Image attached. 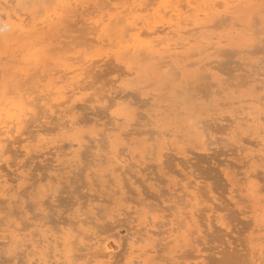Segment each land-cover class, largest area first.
<instances>
[{"label": "rangeland", "instance_id": "374dc122", "mask_svg": "<svg viewBox=\"0 0 264 264\" xmlns=\"http://www.w3.org/2000/svg\"><path fill=\"white\" fill-rule=\"evenodd\" d=\"M11 1H13V0H11ZM14 1H17V0H14ZM14 1H13V3L10 2V5L11 6L13 5V7H10V5H9V7H8L9 9L10 8L13 9L16 6V4L14 5V3H16V2H14ZM43 1L46 4H49V1H50V4L51 5L54 3L53 0H47L48 2L46 0H41V2H43ZM58 1L61 2L62 0H58ZM72 1L73 0H68L67 2H70V3H68L66 5V7L70 8V5L73 4L72 6L75 8L78 4H80V5H78L76 7V9H74L71 6L72 7V10L74 9L77 12L74 11V10H73L74 12H72L68 8L65 9L64 8L65 6L62 5V4H65V3H62V2H61L62 4H59L58 3V5H62V7L56 5L57 4V0L55 1L56 3H54L52 6L50 5L52 7V9H50V10L47 9L46 12H45L44 8L46 9V7H48V5L47 6L46 5L40 6V4H39V6H40L39 8H42L39 11L41 13L43 12L42 14H44L42 16L39 15L40 13L36 12L35 7L36 8L38 7V6H36V4H34V7L32 6V4H29L30 6L27 5V6H29V9H30L31 6H32L31 9H33V8L35 9V11L33 9V12L35 14L33 12L30 13L31 12L30 10H28L30 12H26L27 10H25V8L23 9V11L25 10L24 12L26 14L24 12H21L22 11L21 10L22 7H24L22 5H21L22 6L21 8L18 7L19 5L16 6L18 8V10H16L17 9L16 7H15V10L16 11L14 10V13H18V15H20V16L25 14L21 18H24L26 20V22H28V21L30 22V21L33 20L31 18L32 17V14H33V16H35L37 14L40 19L36 15L37 16L36 20L38 19V21H37L38 24L36 26L37 27H40L42 25L41 23H43L42 28L45 26V24L46 25L48 24V22H44L45 20L43 21V17H44V19H46V16H48V15L52 18V20H51V18L49 17L50 20H48L49 22L51 21V24L49 23V25H48L50 28H51L52 25H54V27H55L59 23L63 24V22L65 20H67L69 26H66L65 25L66 22H65L64 25L67 28L64 31H68L69 30L70 33H68V34H70L72 36L69 35L70 37L69 38L68 37L66 38V37H64V36H66L65 35L66 32H64V33L61 32L60 33V31H59V33L61 34V36L59 34V37H61V38H58V36H57L58 33L57 32H56L57 34H56V37L55 38H56L57 42L58 41L61 42V40H64L65 39L64 41L65 42L67 41V43H69L68 47H70V48H68V47L66 48V49H69L70 50L69 53L66 52V53L61 54V52H59L58 48H56L57 47V44L56 45L54 44L56 42L53 43V45H54L53 47L56 46L55 47V50H53L54 52L53 51H50L49 52L48 51V48L50 50V48L52 47V45H50L51 47H48V45H47L48 48L46 47L47 49L45 50V53H44L43 51L45 49L44 46H45L46 42H44L43 39H42L43 40L42 42H44L45 44L42 47H44V48L38 47V46H41L42 45V44L39 45L40 43L38 42L37 49L36 48H32L31 49L32 46L33 47H36V46H34V44L36 43L35 42L36 39L35 40H32L35 43H33L29 39L31 41V42L30 41L29 42L30 43H33V45H31L30 43H27L28 42L27 41V38H25L26 41H27L26 42L27 44L24 43V45H23V43L21 42L22 40L19 41L20 42L19 46L17 45V43L15 44L16 46L13 44V47L14 46L16 48H19L20 47L17 50H21V51L24 48H26V46L28 44H29L28 48L31 46L29 48V50H27L28 48H26L25 49L26 51L24 50L25 52L23 51L22 53L20 51H17L15 48L11 47L12 46V45H10L11 42L9 44V41L8 42L5 41V44L3 43L4 46L0 42V47L2 48V46H3V49L4 50L6 49V51H7V52H4L3 49L0 50V58H1L0 61H3V62H1L2 64L0 63V66L2 65L0 67V77L3 76V74H6L8 76L7 78H5V80L2 79L4 76L1 77L0 79H2L4 81L3 86L5 84L9 83L7 85H9L10 88H11V89L8 88L9 87L8 86L5 89L4 88L5 86H4L3 89H5L7 91L10 89L9 90L10 92L14 91V90H12V87H11L12 86L11 84L13 83V81L10 83L9 82L10 79H8V78H11L13 76H14V78L16 77V79H17L18 77H17V75L15 76L14 73L19 74V76L22 75V74H24V75L26 74L25 75L26 78H29V79H26L24 81V79H25L24 77L25 76L22 75V77L21 76L19 77L20 79L18 78L19 79L18 80L19 82H17V80H16V82H14L15 83L14 85H16L14 87H20V89L23 87L22 88L23 90L21 89V92L20 93L18 92L19 89H15L16 92L14 91L13 93H10L9 91H8L9 92L8 93L7 91L4 90L6 92L5 95H7V96H5L3 94L4 91H2L3 89L0 90V95L2 97L5 96L2 99L0 97V101L2 100L0 102V104L4 101L3 102L4 105H2V104H1L2 106L0 105V112L2 114V112H3L4 109H6L5 111H7V112H3V115L2 116L0 114V116L2 117V118L0 117V126H1L0 127V132H1V130H4V132H5V130H7L6 131V134L8 133L7 135L5 133H2L3 135L5 134L4 136L2 134H1L2 136L0 135L1 136L0 137L1 138L0 139V147H1L0 149L2 150V152H0V181H2L3 184H4L3 179H8V182H9V184H8L9 186L6 184L9 188L7 186H5L8 190H6V188L4 187L6 193H8V194L0 192V203H1V205H3V208L0 205V209L1 210L2 209L3 210L5 209V211L2 210V212H1V215L4 216V217H2L0 215V219L2 218V220H0V224L2 222V224L0 225V250H1L0 251V264H8V262H11V264H15L14 261H13V259H12L13 256L11 254L12 253V249L14 248L13 247L14 245L11 244V243H9L10 240H11V236L13 234H15V233H13V231L14 230H18L21 227H27L26 230L24 228V230L20 229L18 232H27L28 233L29 231H32L33 229H36L34 227V225H33L35 222L36 223H39L41 221L42 222H45V224L47 223L45 226H43V228H45V229L48 228V234H47V236L49 235L48 236V238H50L49 240H51V241L53 240L52 241V244H54V245L56 244L57 245V250L55 252H54V249L53 248H51L52 251L50 249L51 252H50V256L49 257L52 258L51 259V262L54 261L53 254L55 253L57 255V257H61V259L59 261L60 263H64L66 261V263H64V264H67V263L68 264H72V262H73V264H75V263L76 264H97L98 262L97 261H94V258L95 257H93V254L94 253L96 254L97 252H99L100 251L99 248H101V247H98V244L95 245L94 248L93 247L91 248V246H93L99 240L102 241L104 239L106 243H109L113 247V249L115 251V254L117 255L116 256L114 254L113 258L110 260V262L108 264H114V263L115 264H126L127 260H131V259L132 260L130 262L132 264H141V263L142 264H145V262L147 261V259L145 261H143V257L139 258L137 256L138 255L137 253H140L141 252V249L140 248H143L144 246H147V244H148V246L146 248H148V249L151 248V250L152 249L153 250H152V252L151 251L149 252L150 253V256L152 257V259L151 260L148 259V260L151 261V262H148L147 261L146 264H170V263L171 264L172 263L173 264H214V263L217 264V263L221 262L223 259H227V257L225 256V254H226L227 251L228 252H231V253L232 252L235 253L236 251H234V250H237V249L239 251L237 250V252L235 253V256H236L235 258L234 257H231L234 254L233 255L232 254L230 255L229 253H227V256L228 257L230 256V259L229 260H231V258H233L235 261L234 260L229 261L227 259L229 262L227 260H224L225 262L223 264H238V263L239 264H254V263L257 264V261L259 260V258L260 259L263 258V257H260V255L261 256L264 255V252H263V254H260L259 253V250L261 248H264V243H263L264 242V237H263L264 236V226H263L264 225V119L262 118V116H264V63H263L264 62V22H263L264 19H262V20L260 19L262 21V23H260L261 21L258 18L261 15H258L256 13L259 17H257V19L255 17V21L258 20L259 23L258 22L257 23L260 24V25L257 24V26H258V28H256L257 31L255 30V34H257L255 36L256 39L254 37V38H251L252 40L251 39L247 40L246 39L247 38V35L244 34L243 27L241 29L240 24H238V23H232V21H231V23H229V25L223 26L224 28L222 27V30H221L220 27L217 28V31L218 32L220 30V34H218V32H216V27L215 28L214 27H211L209 30H212V29L213 30H212V32L209 31L208 33H210V32H211V34H216L217 33L216 35L218 37L216 35H214V37H216V38H212V41H214V42L215 41H217V42L219 41L220 43H218V45H220V47H217L216 48L217 43L216 44H213L214 43L213 42V43H211L210 45L207 46L208 48L206 47L207 49H202L204 51L203 52V51H201V48H203V47H201L202 46V43H201V40L199 41V39L198 40L192 39V42H190L188 45L184 44L185 45L184 48H183V45L176 44L177 46H179L178 47L179 50L178 51H175V49L173 50L174 52H177L176 54H174V58H175L174 61L176 63V62H179L178 60L181 59L182 60L180 62L181 65L180 64H178V65L186 68V72L188 71L187 73L183 70L184 68L183 69L181 68V70H180L179 69L180 67H177L179 69V71H178L177 68H176V66L173 65L175 63H171L170 62V58L171 57L165 55V60L168 63L165 62V63H163L165 66L164 65L159 66L160 68L157 69L158 71L155 72V74L154 73L153 74L150 73V75H148L146 73H148L149 70L147 69L148 72H145L144 71L145 69H143V68H146V67H148L150 65V63L148 62V60H145V61H142V62L136 60V61H133V62H130V63H123L124 65L125 64H128V65H125V66L122 63H120V64L119 63H116L117 61H116L115 58H116L118 52L120 51V53H121V51H123L122 50V47H121V46H123V44L120 45L121 48L119 47V43L121 44V42L123 40V39L122 40L120 39L121 37L118 39V41L121 40L119 43L118 42H116V43L114 42L115 45L118 43V45H116V49H118L119 51L114 49L115 47H114V44L113 43H110V45H109V42H111L110 38L112 39V36L111 35H110L111 37H109V36L106 35L108 37L107 40L105 38L104 39H101V37H100L99 40H100L101 43H99V45L97 44L98 43L97 41H98V38H99V34H100V36H103L105 34L111 33V32H108L107 31L108 29L110 30L109 27H108V29H106V27L104 29V31H107V32L102 31V29L104 27L102 28L100 26L101 25L100 22L101 21H102V23H106L107 22V24H108V18L110 19L111 16L114 17V18H116V15L117 14L119 16L120 13H118L117 11L124 10L123 4L125 6L128 3L130 4L129 7H128L129 9H127L129 11L130 9H132L131 7L133 5H135L136 3H138V5L140 4V6L138 7V5H136L137 8H140L139 10L141 11V7L144 6L145 11H144L143 8H142L143 9L142 11L145 14L147 12L151 14L154 11V13H153L154 15L151 14L153 16L152 17L153 19L151 17L149 19L148 17L151 16V15H148V13H147V15H145L141 11L142 14L146 16V18L144 16H142V18L144 17V19H146L145 21H147V20L149 21L150 20L153 24H155V23L157 24L158 23L157 24V27H158L159 30H161L162 28L164 29V28H166V26H167L166 23L168 21V20H166V22H165V20H164L167 17L166 14L169 12V14H168V16H169L170 13H171V11H170L169 8H168L169 9L168 12L165 11L167 9V7H165V5H164V1L165 0L164 1L163 0H144V1H146V5L145 4H142V3H144V1H142V0H133V1L132 0H127V1L126 0H121V3H120V0H116V1L115 0H113V1L112 0L111 1L108 0L110 3L107 0H101L100 5L102 6V9L103 10L106 9V7H107V9L110 8L109 10H112V11H109V10L106 9V11H105L106 13H107V11L110 12V13H107V14H105V12L103 13V10H100L101 9L100 8L101 6L100 7H97L99 5L96 4V3H99L100 0H97L98 2H96V0L93 1V2L91 0H90L91 2L89 0H84L83 1L84 3L87 2L85 5L82 4L83 3V2H81L82 0H74L75 3L72 2ZM88 1H89V4H88ZM129 1H132V2H129ZM139 1H140V3H139ZM161 1H163V3H162L163 7H162V5H156V3L157 4H161ZM102 2H104V3H102ZM148 2L149 3L152 2V5H153V3H155V6L154 5L152 6L151 3L149 4L150 7L147 6V3ZM18 4H20V3L18 2ZM41 4H43V3H41ZM75 4H77V5H75ZM81 4L84 7L83 6L81 7ZM23 5H25V4H23ZM56 6L59 9L61 7V9L58 10V8ZM86 6L87 7L89 6L91 8H89V7L87 8ZM127 6L125 8H127ZM136 6H135V8H136ZM145 6H147V7H145ZM156 6H158L159 8L161 6L162 9L163 8L165 9L164 10L165 13L166 12L167 13L164 15V12H163V14H162V11L163 10L160 9L161 11H159L158 8L155 11L154 9L156 8ZM53 7H54L55 11H58V12H54ZM8 8L1 9V7H0L1 13H3L2 11H5L7 14H8V12H10V15H12L13 12L10 11L11 9L9 10ZM62 8H64V9H62ZM82 8H84V9H82ZM115 8L117 10H114L113 11V9H115ZM135 8H133V9H135ZM95 9H96V11L98 10L97 11L98 12V15L96 16V18H95V15L97 14V12H95ZM67 10H69V11H67ZM84 10H86L85 11V14H84ZM93 10H94V14H93ZM127 10H124V11H126L125 13H128ZM146 10H147V12H146ZM148 10L151 11V12H149ZM64 11H66V12H64ZM138 11H134L137 14H135L132 11L133 12V16L134 15H136V16H134V17L130 16V19L131 18H133V19L136 18L137 21H138V23H140L139 21L140 20L141 21L142 20L144 21V19H142L140 17L141 19L139 20L137 18V15H139L141 13L140 11H139L140 13H138ZM263 11H264V9H263ZM5 12L3 14H1L2 15V18L4 20H6V17H7V15L5 17V14H6ZM63 12H64V15L61 16V18L63 17L62 18L63 21H62L59 18L60 17L59 14H61V13L63 14ZM99 12H101L102 14L99 13ZM155 12H156V14H158V12H159V14H162V15H159L158 14V16L159 17L160 16H163L162 17L163 19H161V18L159 19V17L157 15H155ZM260 12H262V11H259L258 13L260 14ZM14 13H13V17H15L17 15V14L15 15ZM56 13L57 14L59 13L58 14V17H57V15L56 16L54 15ZM73 13H74V15L71 16V14H73ZM81 13L83 14V16H82ZM125 13H123V14H125ZM30 14H31V17L29 16ZM75 14H77L76 15L77 17H75ZM108 14H110L109 17H107ZM114 14H115V16H114ZM128 14L131 15L132 13L131 14L128 13ZM142 14H140V16ZM68 15H70V16H68ZM91 15L94 16V19H93V17ZM122 15H121V17L122 18H125ZM263 15H264V13H262V16ZM81 16L84 17V18H80ZM88 16H89V20H87L86 23H85V20L88 19L87 18ZM155 16L158 17V18L156 17L157 18L156 20H154ZM90 17H92V19ZM29 18H31L32 20H30ZM67 18H70L71 20L69 21V19H67ZM105 18H107V20ZM114 18L112 20H114ZM82 19H83V21H82ZM102 19H105L104 21H106V22H104ZM151 19L154 20V21H152ZM53 20L54 21H56V20H59L60 21L61 20L62 22L60 21L57 24H54V22H52ZM75 20H78V21H75ZM93 20L101 28H99V26L97 24H95L93 22ZM97 20L98 21L100 20V22H98ZM39 21L40 22L43 21V22H41L39 24ZM155 21H158V22H155ZM228 21L230 22V20H228ZM29 22H28V25L29 26H30L31 23H34V22H30V23ZM37 22H35V23H37ZM163 22H165V23H163ZM69 23H71V24H69ZM144 23H146V22H144ZM162 23L165 26H163ZM107 24H105V25L106 26H109ZM141 24H143V22ZM141 24H139V26ZM156 24H155V26H156ZM226 24H224V25H226ZM95 25H97V29L95 28ZM105 25H103V26H105ZM113 25L116 26V24H114V23L111 26H113ZM232 25H237V26H235L233 28ZM48 26H46V27H48ZM146 26H147L146 24H145V26H143V27H145L144 28L145 30H146ZM262 26H263V28H262ZM32 27H33V29H35L34 26H32V24H31V27H28V28H31V31H32ZM37 27H36V29H37ZM92 27L95 28V29H93ZM229 27H231V31L228 30L229 32L226 31V33H224V35H223V32H225V30H226L225 28H229ZM237 27H239V28H237ZM87 28H88V30H86ZM113 28H115V27H113ZM232 29H235L234 30L235 32H237L236 29L237 30L239 29L238 30V34H240L241 36L243 34L244 35L243 36L244 37V40H243V38L240 37V35L237 36L236 33L233 34L234 32L232 31ZM71 30H72V32H71ZM80 30H81V32H80ZM94 30H96V31H94ZM148 30H149V28L147 27V30L146 31H148ZM33 31H35V30H33ZM41 31H42V29H41ZM41 31H40V33H41ZM45 31H47V30L45 29ZM50 31L49 32L47 31L48 34L50 33ZM61 31H63V30H61ZM86 31H88V32H86ZM146 31L145 32L142 31V33L144 35V36H141L142 38H144L145 35H148V32H146ZM242 31H243V33H242ZM40 33L38 35H40ZM51 33H53V32L51 31ZM86 33L87 34L89 33L88 36H87ZM96 33H97V35H96ZM114 33H115V31H114ZM134 33H135V31L129 32L128 34L131 37L129 35L128 36L130 38H132V34H134ZM172 33H170L171 35H168V37L171 38V36L174 35V33H173V35H172ZM229 33H232L234 36L236 35L238 37V39L235 38L236 37L235 36L234 38L236 40L233 42L232 40H234V38L232 39L233 36L231 34H229ZM34 34L36 35V33H34ZM41 34H44V33H41ZM62 34L64 36H62ZM78 34H79V37L80 38H81V35L83 36L81 38V41H80V38L77 39V37H75ZM164 34L163 35L161 34L160 37L161 36H163L162 38H165V36L167 37L166 33H164ZM32 35H33V33H32ZM38 35H37V37H38ZM44 35H42V36H44ZM49 35H53V34H49ZM112 35H113V33H112ZM117 35H119V34H116L115 35L118 38L119 36H117ZM175 35L174 36L177 37V40H176V38L175 39L173 38L172 39L173 41H172L171 39L169 40V38L167 37L165 39L166 40L168 39V40H167V42L164 40L165 43H169L171 41L172 46H173V44H174V46H176L175 43H174L175 40L180 43V40L178 38V35L177 34H175ZM185 35H187V34H185ZM73 36H74V39H73ZM126 36H127V34H126ZM220 36L223 37V38H221ZM227 36H232V37H230L231 39H229L230 41L229 40H226V39L229 38V37L227 38ZM245 36H246V38H245ZM44 37H46V35ZM53 37H54V35H53ZM88 37L89 38H92V40L95 39L96 41L95 42L92 41V43H91V39L90 40L89 39H86ZM116 37L114 38L115 40H117ZM129 37H128V39L126 38L128 41L130 40ZM146 37H148V36H146ZM35 38H36V36H35ZM49 38H46V40L49 39ZM55 38H53V40L52 39H50V40H52V42H53V41H55L54 40ZM239 38H240V40L242 41V43L244 45H242L241 43L239 44V42H240L239 41ZM25 39H23V40H25ZM76 39H77L76 44L78 42L80 44L79 45L80 48H82L85 45L83 47V50L85 52H87V49L85 50L86 46L89 47L90 46L89 44H91V46H90L91 48H88V52L87 53L84 54V51H82L80 53L81 49L79 48V46L77 47L75 45V40ZM126 39H124V40H126ZM149 39H153V37L151 36V37H149ZM220 39H222V40H220ZM223 39L226 40L225 43L224 42H221V41H224ZM69 40L73 42L75 48L77 49V50L75 49V51H79L80 50L79 52H75V51L74 52H71V51H73V50H71V48L73 47V45L70 46V43L72 44V42H69ZM86 40H88V41H86ZM159 40H161V39H159ZM64 41H62L61 44H58L59 46L65 44L62 47H59V49H61L64 46L67 45V43H65ZM82 41H84V43ZM131 41L133 42V38H132ZM181 41H183V39ZM193 41H195V42H193ZM243 41H245V42L247 41L248 45L245 44V42H243ZM14 42H16V41H14ZM17 42H18V40H17ZM47 42L50 43L51 41H47ZM104 42L105 43H108V44H105L107 50H104L101 53V49H104L105 48ZM231 42H233L232 45H231ZM249 42H250V44H249ZM7 43H8V46H10L9 48H6ZM124 43H125V41H124ZM156 43L158 44V41ZM159 43H160V41H159ZM161 43H160V45L159 44L158 45L162 49V47L164 45H166V44H164V42H161ZM184 43H188V41H186V42L184 41ZM236 43H238L237 45H239V47L238 46L232 47V46H235ZM50 44H52V43H50ZM86 44H88V45H86ZM101 44L104 47H102ZM190 44H192V47H191ZM196 44H197V46H195ZM22 46H24V48ZM211 46L212 47L215 46L213 48L216 49V50H214ZM242 46H245V48L242 47ZM209 47H211V48H209ZM240 47H242V48H240ZM21 48H23V49H21ZM108 48L110 49V51L108 50ZM35 49H36V51H35L34 54L36 56L34 54L32 55V53L34 52ZM40 49H42V50L41 51H38ZM72 49H74V48H72ZM194 49H196V53H195V50ZM217 49L220 51V53L223 52L222 55L219 53V51L217 52ZM241 49H243V50H241ZM14 50L16 52H14ZM69 50H67V51H69ZM90 50H92L93 52H91ZM98 50H99V52H98ZM192 50H194V52ZM198 50H200V52ZM46 51L49 52L50 54H52V57L50 59V56H49L50 54L48 53V58L50 59V60H48L46 58V55H45V58H44L43 61L45 62L47 60L48 63L50 64V66H49V64H47V62H45L46 65H44V68H43L41 66L42 64L40 65V64H37V63H38V61H41L42 60V59L39 60V57H41L42 55L44 57V54H46ZM114 51H118L117 54L115 53V57H114ZM160 51H162V50H160ZM181 51H183V53ZM189 51H192V52L189 53ZM211 51H213V52H211ZM214 51H216V52H214ZM2 52H4V53H2ZM57 52H59V53H57ZM64 52H65V49H64ZM179 52H181V53H179ZM186 52H187V54H186ZM207 52H210V55L213 53L212 56L209 57V55H208L209 53H207ZM6 53L7 54L9 53L8 55H10V54H12V55L11 56H8ZM17 53H19L18 56L21 55V57L20 56L18 57L17 56ZM54 53L58 54V55L55 54V56H54V58L57 56L56 57V60L58 58V61L57 62L53 58ZM75 53L76 54L79 53V54H77V56H79V55H81L83 57L86 56L85 58H83L85 60H82V61L80 60V62H79L78 61L79 60L78 58H80V57H78V58L75 57V55H76ZM88 53H89V55H88ZM93 53H94V55H93ZM99 53H101L100 56H99ZM111 53H112V56L113 57L111 56ZM197 53H199V54H197ZM15 54H16V56H15ZM71 54H73V55H71ZM95 54H97L98 56L95 55ZM188 54H190V55H188ZM37 55H39V57ZM59 55L60 56L61 55L62 56L64 55L63 58H68L67 60L70 59V56L69 55H71V58L72 57L73 58L75 57V60L78 59V60H76V61H78L77 63L74 61L77 64V67H79V65H81L79 63H82V65L80 67H83L84 66L83 65V62H85L87 59L89 60L88 57H90V55H91V57H93V61L92 62H94V64H96L98 62H100L99 64H101V65L104 64L103 65L104 67L101 68L102 70L101 71L99 70L100 71V75L102 74V77L99 76V74L98 75L96 74V76L94 78H90L92 80V82L90 81L89 78L86 79V80L90 81V82H88L89 84H87V82L85 80V82L82 83L83 86H84L82 88V92L79 93V94H77L78 96H81V98H82L81 101L82 102H79L80 100H78L79 103L78 102H76V103L79 105L80 103H83V101H84L83 104L84 105H87V106L84 107V105L83 106L82 105H79V107H78L76 105L77 107L70 108V105L69 104L71 102H69L67 104H64L63 106H62V104L60 106L55 105L56 107L61 108L62 110L65 108L66 105H68V106H66L65 109L67 110V107H68V109L69 108L70 109H69V111L67 110V113L66 114H65V112H66L65 109H64L65 112L63 111L64 113L62 111L58 110L57 108H56V111H58L59 113L62 112V114L63 115H66L65 117L66 118L68 117L69 119H70V117L76 116L75 118H77V120H78V123L76 125V128L72 129V131H68V132H65V133L63 132L64 133L63 134L60 130H58L59 128H61V126H60L61 124H60V121H59V116L57 115V113L53 109L55 106L52 109L54 110L53 112H55L54 114H55L56 117H54V114H52L53 112H51L50 110L49 111H50L51 114L49 113V111H46V112H48L50 114V116H49L48 113L47 114H46V112L43 113V111H45V109H48V107H46L45 105H43V103L39 99H36V100H34V103L37 104V102H38V104L40 106L39 105L37 106L36 104H34L36 106V108H35L34 105H33L34 107L32 105H30V107L31 106L33 107V108L31 107V109L33 110V112L37 111L36 114L39 111L42 110L41 113L39 112L36 115L32 111H30V113L32 112L35 116L32 113L29 114V115L27 113L26 115L29 116V119L27 118V120H26V118H25L26 123L23 122V124H20V125H22V127L25 124V127H23V128L20 127V128H22L21 130H24V128H26V129H25V131L18 132L20 130V129L18 130V128H19V125L18 124L19 123L18 124L17 123H14V121H16V119L15 118H10V116H11V114L17 113V111L20 113L21 109L20 108L18 109L20 103H19L18 107H16L17 109L14 110L13 108H15L16 102H13V104L15 106L12 104L14 107L11 105V102L14 100V98H15L14 101H16V98H17V102H20L22 96L24 97V95H22V94L23 93L25 94L26 91L27 92L25 94V97H26V95L29 94V92H30V95H28V96H31V94H32L31 91H33L34 88H32L33 84L30 86L29 83H32V81L34 80V78L36 76H39L40 75L41 77L40 76H39L40 78L37 77V79H39V80L36 79L37 80L36 83H35L36 80H34V82H33L34 85L36 86V84L39 81H41V83L39 82L40 87L41 86H44V84L45 85L47 84L46 86H44L45 89L42 87V89L45 90V93H46V89L50 88V86H48L49 83H51L52 87H54L53 85L57 86V84L54 83L55 81L54 82H51V81L49 82V80H48V83H47V81H43V80H46L45 77H47V79L50 78L49 76H50L51 73L53 75V73L55 72L54 71L55 69H52L53 67H56L57 68L56 65L54 66V63L53 64L50 63L52 60H53L52 62L55 61L56 63L61 62L62 60H63L62 63L64 62V59L61 58ZM66 55L68 57H65ZM176 55L177 56L179 55L178 56V59H177V56ZM205 55L206 56L208 55V56L206 57ZM33 56H35L36 58H33L32 61H33V63H35L37 61V63H36L37 66H36V64L35 65H31V63L29 65L26 64L27 61H30L29 59H31ZM94 56H96V58H95L96 61H98V59L100 61H98V62L95 63ZM109 56L112 58V60L109 59L110 58ZM183 56H185V57H183ZM101 57H102V59H101ZM106 57H108V58L106 59ZM166 57H168L169 59L168 58L166 59ZM9 58L11 60L12 59L13 60L16 59V60H14V61L12 60L11 61V60H9ZM17 58H18V60H17ZM73 58L70 59V60H73ZM202 58H204V59H203V61H201L203 63L201 65V63L199 61L202 60ZM206 58H208V59H206ZM6 59H8L9 61H7ZM60 59H62V60H60ZM103 59H105V60H103ZM163 59L159 57V59L157 60V61H159V65L162 64ZM176 59H177V61H176ZM19 60H21V61L19 62ZM70 60L69 61H66V59H65L66 63L67 62H70L71 63ZM90 60H92V58ZM113 60H115L114 63H113ZM207 60H208V63L205 62ZM209 60H210V62H209ZM4 61H6V62L4 63ZM22 61H23V63L25 62L23 65L21 64ZM43 61H41V62L43 63ZM8 62L9 63H12L11 66L15 65V68L9 66L8 64H6ZM16 62L19 63L18 66H17V63ZM169 62L171 63V66L173 65L175 67L176 70L173 69L174 68L173 66L170 67V65H169L170 63ZM187 62H189L190 64L187 63ZM75 63H72V65L74 67H76ZM182 63L183 64L186 63V64L183 65ZM193 63L195 64L194 66L192 65ZM205 63H206V66L204 65ZM248 64H250V66L252 68H250L248 66ZM47 65L50 68H48ZM186 65H190V66H186ZM199 65H201V67ZM215 65H217V66L215 67ZM19 66H22V67H19ZM23 66H25V67H23ZM33 66H35V67H33ZM38 66H40L42 68L39 69V70H37L36 67H38ZM109 66H110V68H109ZM133 66H136V68L133 67ZM129 67H132V69H127ZM168 67L170 68V72L168 71L169 70ZM199 67L200 68L204 67V68H202L201 69L202 71H200L199 70L200 69ZM205 67H206V69H205ZM209 67H210V69H209ZM21 68L22 69L26 68L27 71L25 69H24L25 71H23ZM28 68H30V69L32 68L33 74H35L34 71L37 72V74L39 72V74L38 75L35 74V76L32 78V76H33V74L31 73L32 70H31V72L30 71L28 72V70H29ZM47 68H48V72L49 73L52 70L51 73L49 74V76H48V73L47 74L45 73V72H47V70H46ZM104 68H106V72H105V69ZM5 69L6 70L8 69V72L9 71H12L14 73H11L10 72L11 75L9 73L7 74V71L6 72L4 71ZM43 69H45L46 71H44V74L45 75L42 76L43 73L40 74V72ZM49 69H51V70H49ZM112 69L113 70L116 69V71L113 72ZM163 69H167V71L166 70L165 71L168 72V73L165 74V75H167L166 76V79H165L167 83H165V80H164V72L165 71H163ZM250 69H252L253 71L250 70ZM125 70H126V72H125ZM159 70L161 71L160 74L158 73ZM99 71L97 73H99ZM189 71L191 73L193 72L192 73L193 75ZM251 71H252V73H250ZM107 72L108 73L110 72L109 73V76H108ZM129 72H131V73H129ZM171 72L174 75L177 74L174 77V79H171V77L174 76ZM209 72H211V73H209ZM255 72H256V74L259 73L258 76L255 74ZM1 73H2V75H1ZM27 73H29V74L31 73V75L29 76V75H27ZM60 73L58 72V74H57L55 72L54 73V74H56L55 77L58 79L59 76L62 75L61 77H63L64 79H66L65 78V75L63 74V71H62V74L61 75H59ZM158 74H159V77H157ZM184 74L185 75H188V76H185ZM197 74H199V75L196 76ZM9 75L11 77H9ZM149 76L151 78L152 77L156 78V80L154 78L151 79ZM42 77H43V80L41 79ZM167 77H169V78H167ZM184 77H186V78H184ZM189 77L190 78H193V79L190 80ZM21 78H24V79H21ZM80 78H82V76ZM97 78H99L100 80L102 79V80L101 81L100 80L98 81ZM160 78L162 80H164V83L161 84V82H163V81H160L161 80ZM221 78H223V82L225 81L224 83L222 82ZM11 79H13V78H11ZM61 79L62 78H60V83H61ZM170 79L173 81L172 83L170 82ZM185 79L186 80L189 79V80L186 81ZM226 79L228 80L227 82L229 84L226 82ZM22 80L25 83H23ZM52 80H54V79L52 78ZM95 80L97 82H95ZM246 80H249V81H246ZM3 81H2V83H3ZM20 81H21V83H20ZM42 81L44 82V84H42L43 83ZM178 81H180V82H178ZM62 82H63V80H62ZM64 82H67V81L64 80ZM238 82H240V83H238ZM244 82H246V83H244ZM261 82H262V84H261ZM56 83H58V82H56ZM17 84H19V85H17ZM21 84L22 85L25 84V85L22 86ZM63 84H67V83H63ZM63 84L62 83H61V85L59 84V87H62ZM90 84H91V86H90ZM178 84H181V85H178ZM234 84H236L237 86L235 85L233 87ZM241 84H243V85H241ZM239 85H240V88H239ZM27 86H28V88H27ZM63 86H65V85H63ZM36 87H35V91H36ZM30 88H31V90H30ZM54 88H56V87H54ZM255 88L257 90H255ZM42 89H41V91H39V88H38V93H39L38 96H37V91H36L35 92L36 94L33 93L32 96H31V98L32 97L34 99H35V97L36 98H40L41 97L40 94L42 92H43L42 94H45L44 91H42ZM103 89L106 90V91H104ZM107 89H108V91H107ZM218 89L220 90L219 92H218ZM253 89L255 91H253ZM189 90H191V92H189ZM235 90H237V92ZM97 91H99V93H97ZM113 91H116V93L115 92L113 93ZM117 91H120V92L117 93ZM135 91H137V92H135ZM173 91H175L176 93H173ZM215 91H216V93H215ZM17 92L19 93L18 95H17ZM110 92L112 93L113 96H115L116 94H120L122 92L120 95H123V96L118 95V97L120 99L122 98V102H120L118 104H117V102L114 103V104L112 103V105H111V103L109 104V102H111V100L108 101V99H110L109 97L111 96V93ZM124 93H126V96H124L125 95ZM127 93H128V95H127ZM219 93H222V94H219ZM12 94L13 95L16 94V95H14V97H13ZM20 94L22 96H21V98H19V101H18V97L20 96ZM34 94H35V96H33ZM92 94H93V96H92ZM106 94L107 95L109 94L108 97H105V96H107ZM88 95H89V99H91V100H89V99L84 100L85 97L87 98ZM90 95L92 96L91 98H90ZM175 95H178V97L177 96L175 97ZM221 95L224 96L222 99H221V97H222ZM9 96H11V98L12 97L13 98L12 99H10V98L7 99V97H9ZM129 96H131V97H129ZM148 96H149V98H148ZM259 96H260V98H263V99H260V98L258 99L257 97H259ZM103 97H105L104 98L105 100L108 98L107 99V102L104 101ZM139 97H140V99H139ZM99 98H100V100H99ZM124 98H126V99H124ZM143 98H145V99H143ZM29 99H30V97H29ZM8 100H10V103H8ZM128 100H130L133 103L131 104V102L128 101ZM211 100H213V103H212ZM53 101H55V100H53ZM93 101L95 102V104H94ZM119 101H121V100H119ZM174 101H176V102H174ZM205 101H208V102H205ZM86 102H87V104H86ZM127 102L130 103L131 105L127 104ZM134 102L137 103V104H135ZM201 102H205V103L203 104ZM89 104H90V106H89ZM141 104H142L143 107L141 106ZM41 105H43L46 108L44 109V107H42ZM126 105H129L128 108L126 107ZM164 105L165 106H168L169 105V107L165 108ZM4 106H5V108H4ZM137 106H140V107H137ZM159 106H161V107H159ZM11 107H12L13 110H10L11 111L10 112L8 110L11 109ZM107 107H108V109H107ZM39 108H42V109L40 110ZM178 108H179V110H177ZM71 109H72V111H70ZM136 109H137V111H136L137 113L135 112ZM129 110H134V114H133L134 117L128 115L129 113L127 111H129ZM95 111H98V112H95ZM161 111H163V112H161ZM8 112H10V113H8ZM68 112L69 113L71 112L70 115H69ZM94 112L96 113V115H95ZM157 112H161V113H157ZM172 112L173 113L179 112L177 114H180V112H181L180 115L181 116H184V119L188 123H189V121L191 122L193 119H194L195 122H199L200 120H203V121H200L199 122V125L206 127L205 128V132L208 133L207 136H206V138H205L206 141L203 142L202 145H201V143H197V141H194V140H192L190 138H187V136L185 135L184 129L181 128V127H183L182 125L180 126V128H178L179 125H177L178 127L176 125L175 126L170 125L167 122L168 119L165 116L166 115H170ZM5 113L6 114L8 113V114L6 115ZM9 114H10V116H9ZM40 114L43 115L44 118L41 119V115ZM67 114H68V116H67ZM153 114H154V116H153ZM157 114H159L158 117H157ZM4 115H6V116H4ZM15 116H17V114ZM60 116H62V115L60 114ZM113 116L116 117V118H114ZM149 116H150V118H149ZM161 116L164 117V118H161ZM186 116H189V117H186ZM203 116H204V118H203ZM191 117H192V119L189 120ZM6 118H8V119L10 118L9 119L10 121L7 120ZM57 118H58V120H57ZM147 118L152 119V120L149 121ZM12 119H14L13 122L11 121ZM38 119H39V121H38ZM153 119H154V121H153ZM215 119H216V122H215ZM5 121H7L8 124H10L13 127H11L10 125H8L7 122L5 123ZM49 121H50V124H48ZM194 121H192V122H194ZM27 122H29L28 125H27ZM43 122L45 123V125H43ZM149 122H150V124L147 125ZM211 122H213L212 125L210 124ZM11 123H13V124H11ZM58 123L60 124L59 126H57ZM216 123H218V124H216ZM4 125L5 126L8 125L9 128H8V126L7 127H4ZM30 125H32V127ZM36 125L37 126H41L40 127L41 129L38 128ZM57 127H58V129H57ZM207 127H208V129H207ZM210 127H214V130H213V128L210 129ZM35 128H37L38 131ZM10 129H12V130H10ZM16 129H17V131H16ZM32 129L35 130L36 132H34ZM39 129H40V131H39ZM29 130H31L32 133H29L30 132ZM45 130H47L48 132L45 131ZM103 130H105V131H103ZM11 131L12 132L14 131L13 133H16L17 134V135H15V138L16 139H14V134L13 133L9 134ZM98 132H99V134H98ZM121 132H122V134H121ZM257 132H258V134H257ZM97 134H98V136H97ZM152 134H154V135H152ZM11 135H13V140L12 141H14V142L9 143L10 140L12 139ZM16 136H19V137H16ZM110 136H112L113 138H111ZM151 136H152V138H151ZM2 137H4V138H2ZM32 137H34V138H32ZM81 137H83V138L85 137L87 139H82ZM207 137H208V139H207ZM24 138H26V139H24ZM149 138H151V139H149ZM15 140H17L19 142L16 141V143H15ZM24 140H26V141H24ZM28 140H30V141H28ZM56 140H58L59 142L56 141ZM124 140H125V142H124ZM34 141H35V143L33 144ZM49 141H51L54 145L51 142H49ZM104 141H106V142H104ZM207 141H209L210 143L207 142ZM43 142H45V143H43ZM48 142H49V144H48ZM55 142H58V143H55ZM13 143H14V145H13ZM80 143H82V145H85V146H82L81 145L82 147L80 148V146H79ZM206 143H209V144H206ZM6 144L7 145L8 144H11V145H8L9 146L8 147L9 150L10 149L11 150L14 149L16 151H9L7 149V145ZM39 144H40L41 147L39 146ZM47 144H48V146H47ZM55 144L56 145L59 144V145L56 146ZM69 145H72V146H69ZM144 145H145V147H147V150L145 149ZM205 145H207V146L210 145V147H208V151L207 152H204V151H201V150H198L197 149V148H201L202 146H205ZM121 146H123V147H121ZM148 146L149 147L151 146V147L148 148ZM185 146H186V148H185ZM46 147H49L47 149V151L48 150H51V151L50 152H46ZM113 147H114V149H113ZM152 147H155V148H153V150H152ZM117 148H118V150H117ZM141 148L144 151H146V152L142 151ZM245 148H247V149H245ZM6 149L8 151H5ZM110 149H111V151H110ZM30 150H31V152H30ZM71 150H73V151H71ZM170 150H171V152H170ZM234 150H236V151L234 152ZM116 151H118V152H116ZM11 152H13V153H11ZM143 152H144V154H146V156L143 155ZM162 152L165 155L164 154L161 155ZM166 152H167V154H166ZM4 153H6V154H4ZM87 153H88V155H87ZM153 153H155V154H153ZM172 153L174 154V156H173ZM20 154H21V156H20ZM119 154H120V156L117 157ZM151 154H153L154 156H151ZM203 154H204V156H203ZM262 155H263V157H262ZM115 156L117 157V160H119L118 162L115 161V159H116ZM142 156H144V157H142ZM255 156H256V158H254ZM50 157H51V159H50ZM71 157H72V159H71L72 162L69 160ZM6 158H8V159H6ZM75 159H77V160L75 161ZM60 160H61V162H60ZM107 160L109 161L108 163H107ZM9 161H13L11 163V166H10V162ZM15 161H18V162L15 164ZM100 161H101V163H100ZM110 161H112V162H110ZM119 162H120V164H119ZM59 163H61V164H59ZM116 163H118L117 164L118 165L117 167H120V166L121 167L120 168H117L115 166ZM24 164H25V166H24ZM19 165H20L21 168L19 167ZM44 165L47 166V167H45ZM85 165L86 166L87 165L90 166V168L88 166L86 167ZM113 166H115V167H113ZM74 167H75V169H74ZM55 170H56V172H55ZM225 170H230L231 171V176H233V180H234L233 183L234 184H232V182L229 181L227 179V177L225 176V174H224ZM2 173L5 174V175L3 176ZM121 173H122V175H121ZM27 174H29V175H27ZM255 174H256V178L254 177ZM71 176H72V178H70ZM13 177H15L17 179L14 178L15 179L14 180ZM261 177H262V179H261ZM195 179H197L199 181H202L201 184H200L201 185L200 187H203L206 184L205 185V188L204 187L202 188V191L203 192L200 191V189H199L200 187L198 188L199 194L201 195V198H200V201H199L201 205L198 203V201L195 202L193 200H189V202H188V199H190L189 198L190 195H187V193H188L187 192V189H185L184 188V185H183L184 183H187L189 181L192 182ZM259 182H261V185H260ZM98 183L100 184V186H99ZM194 183L195 182H193V185H194ZM202 183H203V185H202ZM3 184L2 183L0 184V188H1V185L3 186ZM10 184H11L12 187L10 186ZM45 184H47V185H45ZM209 184L211 185V187L208 186ZM50 185L52 187H50ZM193 185H192V188H193ZM224 185L225 186L227 185V187L226 188H223V187H225ZM11 188H12V190L15 189L16 191L15 190H13V191L10 190L11 191L10 192L9 189H11ZM190 188H191V186L189 187V190H190ZM257 188H258V190H256ZM18 191H20V192H18ZM25 192H27V194H25ZM205 192H206V194H205ZM9 193H10V195H9ZM16 193H18L19 195H21V194L24 193L25 195H23V198H20L22 195L19 196L18 194L16 195ZM4 194H5V196L7 195V197H4L3 196ZM13 194H14V196H13ZM208 195H209V197H208ZM212 195H214V196H212ZM24 196H25V198H24ZM178 196H179L180 199L177 198ZM215 197H217V198H215ZM18 199H19V201H18ZM202 200H203V202H202ZM191 203H194V205L197 206V207L193 208L194 206ZM14 205H15V207H14ZM152 205H153V207H152ZM146 206L148 207V209H147ZM214 206H216V207H214ZM218 206H220V208ZM223 206H225V207H223ZM13 207L15 208V210H14ZM206 207H207V209H206ZM192 208L195 211L197 210L196 208H198L199 210H197L196 213H194L195 211ZM201 208H202V211H201ZM212 208H214V209H212ZM217 208H219V209H217ZM45 210L48 212V214H47V212ZM189 210L190 211L191 210L194 211L193 212V216L196 215L197 217H199V219H198L199 222L202 223V221H203L204 224H205V222L207 224L210 222L211 225L212 224H215L216 227H215V225H212L211 228L208 229L207 224L204 225L203 223L202 224L199 223L200 225H202L201 226L202 232H199L198 230H196L195 228H193L192 230H193V233L194 234H192L191 230L189 232V238H190V236L192 234V236H191L192 239H191V241H188L187 240V242H186V240L184 241L182 239L185 237L186 233H188V232L187 231L185 232L186 227L182 225L181 227H183V228H180V230L183 229L184 232L182 231V233H181V231L179 229H176L177 231L174 230V232L176 231V234L177 235L179 233L178 236H180V237H178V239L181 238V239H179L180 241L177 242L178 241L177 238H176L177 240H175V238L173 240V236L175 237V235H173V232L172 233L170 232V227H172V228L174 227L175 228V226H176V228H177L180 224H183L182 223V221H183L182 219L185 216L188 217L187 218V220H188L189 219V216H190V214H189L190 211ZM211 210H213V211L211 212ZM3 212H4L5 215L2 214ZM10 212H11V214H10ZM12 213H13V216H11ZM15 213L17 215L16 217L14 216ZM83 213H84V215H83ZM183 213H185V214H183ZM39 214H41V217H40ZM203 214H204V216H203ZM210 214H211V216L213 218L211 216L209 217ZM113 215H115V216L113 217ZM217 215L218 216L220 215L219 216L220 219H217ZM229 215H230V217H229ZM234 216H235V218H234ZM17 217H19V218H17ZM31 217H33V218H31ZM146 217H148V218H146ZM85 218H86L87 221H85ZM18 219H20V220H18ZM35 219H37V220H35ZM40 219H41V221H40ZM236 219H239V220H236ZM157 220H159V221H157ZM76 221H77V223H76ZM121 222H122V225H120ZM158 222H159V224H158ZM172 222L174 224H172ZM175 222H177V223H175ZM220 222H223V223L221 224ZM123 223H124V225H123ZM10 224H11V226H9ZM72 224L75 225L76 228ZM226 224H228V225L226 226ZM26 225H28V226H26ZM133 226H134V228H132L130 230V228L133 227ZM16 228H18V229H16ZM63 228H65L67 230V231H65V233H62V231L64 232V230H65ZM184 228H185V230H184ZM194 229H195V231H194ZM205 229L208 232L204 231ZM73 230H74V232H73ZM164 230L165 231L167 230L166 231L167 233ZM214 230H215V232H214ZM33 231L37 234V238H38L39 229H36V230H33ZM168 231L170 232V235H169V232ZM69 232L70 233L72 232V235H70ZM164 232L166 234H164ZM211 232H213V236L211 235L212 234ZM134 233H135V235H134ZM215 233H217V234H215ZM230 233H231V235H230ZM88 235L89 236H92V237L90 238ZM97 235H98V237H97ZM149 235H152V238H153L150 241L147 239ZM168 235L169 236H172L173 235V236L172 237H168ZM202 235L205 236V237H202ZM221 235H222V237H221ZM8 236H9V238H8ZM61 237H64V238L65 237L66 238L68 237L67 240L69 239V241H70V242L68 241V245H67L68 248L66 247V245L62 244L63 241H64V238H61ZM69 237H71V238L73 237V238L70 240ZM121 237H123V238H121ZM132 237L133 238L135 237L134 239H136V240L138 238L137 242H136V240H135V242H133L134 239ZM213 237H215V238H213ZM218 237H220V238H218ZM42 238L43 237L41 236L40 239H42ZM58 238H59V240H58ZM118 238H121V239H118ZM217 238L219 240H217ZM259 238H261V239L259 240ZM223 240L226 241V242H224ZM56 241H57V243H56ZM125 241H127L126 244L124 243ZM157 241H159V244H158ZM120 242H121V245H123L122 248L124 247V250L126 249L125 252L121 248V246H120V248H118L119 247L118 244ZM154 242H155L156 245H153L154 246L153 247L152 244H154ZM193 242H194V244H193ZM208 242H209L210 245L207 244ZM69 243L71 245H69ZM74 243H75V245H74ZM131 243H134V244L137 243L134 246L135 251L137 253L135 252L134 255H130V252H129L130 249H128L130 247L129 244H131ZM204 245L206 247L205 248L206 250L204 249ZM258 245H261L260 246L261 248ZM64 248H66V249H64ZM198 248L200 249V251H198ZM175 249H177V250H175ZM189 249H191V250H189ZM72 250L75 251V252H73ZM186 250H187V252H186ZM256 250H258V251H256ZM153 251H155V252H153ZM119 252H120V254H119ZM73 253H74V255H73ZM151 254H153V256ZM22 255H23V257H22ZM121 255H123V256H121ZM157 255H159V258H157ZM9 256H10V259H9ZM91 256H92V258H91ZM184 256H186V257H184ZM224 256H225V258H224ZM258 256H259V258H258ZM127 257H129V258L127 259ZM17 258L18 259H16V262H17L16 264H23V263L24 264H28V261L25 260V259H27L26 253H20V252L17 253ZM50 258H49V260H50ZM70 258H72V260ZM237 259H238V261H237ZM252 259L255 262H253ZM256 259H257V261H256ZM89 260H91V261H89ZM213 260H214V262H213ZM261 260L264 262V258L261 259ZM263 262H261L259 264H264ZM131 263H129V264H131Z\"/></svg>", "mask_w": 264, "mask_h": 264}, {"label": "bare ground", "instance_id": "6f19581e", "mask_svg": "<svg viewBox=\"0 0 264 264\" xmlns=\"http://www.w3.org/2000/svg\"><path fill=\"white\" fill-rule=\"evenodd\" d=\"M13 1H14V0H13ZM13 1H11V0H0V7H1V9L8 8L9 5H10V2L13 3ZM17 1H18L20 4H18ZM17 1H14V2H16V3H14V5H15V4H16V6L19 5L18 7H20V8H21L22 6H24V7H22V9H21L22 11L20 10L21 12H24L25 10H27L26 12H30V11H31L30 13H32L34 8H33V9H31V8H32V6L34 7V4H36V6H38L37 8L35 7L36 12L40 13L39 15H41V16L44 15V14H42L43 12L41 13V12L39 11L40 9H42V8H39L40 6H43V5H46V6H47V5H48L49 8L46 7V9H45V8L43 7L44 10H45V12H46L47 9H49V10L52 9L51 6H52L54 3H56V2H55L56 0H55V1L53 0L54 3H53L52 5L50 4V1H49V4L44 3V1L41 2V0H17ZM39 1H40V2H39ZM46 1H47V0H46ZM62 1H63V0H62ZM62 1H61V2H62ZM67 1H68V0H64L62 3H65V4H62L60 1L57 0V4H56V5H58V3H59V4H62L63 6H65L64 8L67 9L68 7H66V5H67L68 3H70V2H67ZM83 1H84V0H82L81 2H83ZM89 1H90V0H89ZM89 1H88V4H89ZM91 1L93 2V1H95V0H91ZM91 1H90V2H91ZM107 1H108V0H107ZM110 1H111V0H110ZM112 1H113V0H112ZM115 1H116V0H115ZM115 1H114V2H115ZM126 1H127V0H126ZM132 1H133V0H132ZM132 1H129V2H132ZM142 1H144V0H142ZM142 1H141V2H142ZM163 1H164V0H163ZM163 1H161V4H157V3H156V5H162ZM38 2H39V3H38ZM47 2H48V1H47ZM72 2L75 3L74 0H73ZM81 2H80V3H81ZM96 2H98V1L96 0ZM108 2H109V1H108ZM155 2H156V1H155ZM21 3H22V4H21ZM41 3H43V4H41ZM76 3H77V2H76ZM86 3H87V2H86ZM86 3L83 2L82 4L85 5ZM100 3H101V0L99 1V3H96V4L99 5V6H97V7H100V6H101ZM102 3H104V2H102ZM109 3H110V2H109ZM120 3H121V0H120ZM124 3H125V2H124ZM126 3H127V2H126ZM139 3H140V1H139ZM150 3H151V5H152V2H150ZM150 3L148 2V3H147V6H149ZM23 4H25V5H23ZM29 4H32V6L30 7V9H29V6H30ZM39 4H40V6H39ZM71 4H72V3H71ZM82 4H81V7L83 6ZM111 4H112V3H111ZM115 4H116V3H115ZM142 4H145V5H146V1H144V3H142ZM21 5H22V6H21ZM27 5H29V6H27ZM50 5H51V6H50ZM62 5H58V6H61V7H62ZM72 5H73V4H72ZM72 5H70V8H71V9H70V8H68V9L71 10L72 12H74V11H76V10H74V9H76V7H77L78 5H80V4H78V5L75 4V5H77L75 8H74ZM127 5H128V6H127ZM127 5H126L127 8H125L126 6L123 4V6H124V10L129 9L128 7H129L130 4L128 3ZM136 5H138V3H136L135 5H133V6L131 7L132 9H130L129 11L127 10L128 13H130V14L132 13L131 15H129L128 13H125L126 11H124V10H122L123 12H122V11H117L118 13H120L119 16H118V14L116 15V18H114V17L111 16L110 19L112 20V19L114 18V20H115V21L112 20L113 22L108 18V24H107L106 21H104L105 19L107 20V18L102 19V20H103L104 22H106V23H102V21L100 22V20H99V21L97 20L98 22L101 23L100 26H101L102 28L104 27V28L102 29V31H104L105 27H106V29H108V27H109L110 30L108 29L107 31H108V32H111V33H109V34H105V35H103V36H100V34H99L100 32L98 31V32H99V33H98V34H99V38H98V41H97L98 43H97V44L99 45V43H101L100 40H99L100 37H101V39H104V38H105V39L107 40V39H108L107 36H109V37L112 36V39L110 38L111 42L108 41V42H109V45H110V43H113V44H114V47H115V48H114V47H113V48H114L115 50H118V49H116V45H118V43L123 39L122 42H121V44L119 43V47H120V45L123 44V46H121L123 51H121V53H120L119 50H118L119 52H118V51H114V57H115V53L117 54V52H118V54H117V56H116V58H115L116 61H117L116 63H119V64L122 63V64H123V63H130V62H133V61H136V60H137V61H141V62H142V61H145V60H148V62L150 63V65H149L148 67H146V68H143V69H145V70H144L145 72H148V70H149V72L146 73V74H148V75H150V73H152V74L154 73V74H155V72L158 71L157 69L160 68L159 66L164 65L163 63L166 62V60H165V55L171 57V58H170V62H171V63H175V61H174V59H175V58H174V54H176L177 52H174L173 50H174V49H175V51H178V50H179V49H178L179 46H177L176 44H179V45L181 44V45H183V48H184V46H185L184 44L188 45L190 42H192V39H194V40H198V39H199V41L201 40V43H202V46H201V45H200V46L203 47V48H201V51H203L202 49H207V48H208L207 46L214 42V41H212V38H216V37H214V35L217 34V33H216V34H211V32H212V30H213V29H212V30H209L211 27H214V28L216 27V32H218V31H217V28L220 27L221 30H222V27H223V26H227V25H229V23H231V21H232V23H238V24H240L241 29H242V27H243V29H244V34L247 35V38H246V36H245V38H246L247 40H249V39H251V38H254V37L257 35V34H255V30L257 31V29H256V28H258L257 24L259 23L258 20L255 21V17H256V19H257V17H259L258 15H261V16H262V13H264V11H263V9H264V8H263V7H264V0H165V1H164V5H165V7H167L166 10H165L164 8L162 9L161 6H160V8H159L158 6H156V8L154 9L155 11L157 10V8H158L159 11L163 10V11H162V14H163V12H164V15L168 12L169 9H170V11H171V13H170L169 16H168L169 12L166 14L168 18L165 16L166 18L164 19L165 22H166V20H168L167 23H166V24H167L166 28H164V29L162 28L161 30H159L158 27H157V24H158V23H157V24L155 23V24H156V26H155V24H153L150 20H149V21H148V20L145 21L146 19H144V17L146 18L145 15H147L148 12H147V10H146L147 13L145 14V13L142 11V10L144 9V6L141 7V11H142L143 14H145V15L142 14V12L139 10L140 8H137ZM153 5L155 6V3H153ZM153 5H152V6H153ZM16 6H15V7H16ZM71 6L74 8V9H73L74 11L72 10V7H71ZM89 6H90V5H89ZM89 6H88V7H89ZM106 6H107V5H106ZM135 6H136V8H135ZM139 6H140V4L138 5V7H139ZM147 6H145V7H147ZM10 7H13V5H12V6L10 5ZM15 7H14L13 9L10 8L11 10H10L9 8H8V9L14 13ZM27 7H28V8H27ZM50 7H51V8H50ZM56 7H57V6H56ZM61 7H60V9H61ZM83 7H84V6H83ZM86 7H87V6H86ZM88 7H87V8H88ZM97 7H96V8H97ZM108 7H109V6H108ZM117 7H118V6H117ZM117 7H116V8H117ZM149 7H150V6H149ZM162 7H163V5H162ZM16 8H17V7H16ZM20 8H19V9H20ZM24 8H25V10L23 11ZM26 8H27V9H26ZM57 8H58V7H57ZM57 8H56V9H57ZM64 8H62V9H64ZM89 8H91V7H89ZM93 8H94V7H93ZM100 8H101L100 10H103V9H102V6H101ZM112 8H113V7H112ZM116 8L113 9V11H114V10H117L119 7H118L117 9H116ZM133 8H135V9H133ZM142 8H143V9H142ZM168 8H169V9H168ZM1 9H0V42H1V44H3V43L5 44V41H7V42L9 41V44H10V42H11L10 45H12L11 47H13V44L15 45L16 43H17V45L19 46V44H20L19 41H21V40H22L21 42H22L23 45H24V43H26L27 41H28L27 43H30L32 40H35V39H36V40H37V41L35 40L36 43L32 41L33 43H35L34 46H36V47H33V46L31 47V46H30L31 49H32V48H36V49H37V45H38V42H39V43H40L39 45H41V44H42V45H41V46H38V47H40V48H44V47H45V49H44V51H43L44 53H45V50H46L48 47H51L50 45H52V47L50 48V50H49V48H48V51L50 52V51L55 50V47H56V46L53 47V46H54L53 43L56 42V43H54V44H55V45L57 44V47H56V48H58V50H59V52H61V54L66 53V52H67V53L70 52L69 49H66V48L68 47L69 43H67V41L65 42V41H64V40H65L64 38H63L64 40H61V39H60L61 42H59V41L57 42V40H56V38H55L57 33H58V34H57L58 38H61V37H59V34H60L61 32H62V33L66 32V33H65L66 36H64V35L62 34V36L66 37V38H67V37L69 38L70 36H72V35L68 34V33H70L69 30H68V31H64V30H66V28H67L66 26H69L67 20H65V21L63 22V24H61V23L57 24L58 22H60V21L62 20L63 17L61 18V16L64 15V12H66V11H64L63 14H62V13L59 14L60 12L58 13V14L60 15L59 18H60L61 20H60V21H59V20H56L57 22L53 20L52 22H54V24H57V25H56L55 27H54V25H52L51 28L48 26L49 23L51 24V21H50V22L48 21V20H50V18H51L48 14H47L48 16L45 15V16H46V19H44V17H43V21L45 20L44 22H48V24H47V25L45 24V26H44L43 28H42L43 23H41V22H43V21H41V22L39 21V24H40V23L42 24V25L40 26L41 28L36 26V25L38 24V22H37L38 19L36 20V18H37L38 15L36 14L37 16H36V15L33 16V14H32V17H31V14H30L29 16H30L34 21L36 20L35 22H37V23H35L31 18H29L30 20H32V21H30V22H34V23H31V24H32V26H34V28H35V29H33V27H32V31H31V28H28V27H31V24H30V26L28 25V22H29V21L26 22V20H25L24 18H21V17H23V16L26 14L25 12H24L25 14H24V15H21V16L18 15V13H14L15 15L17 14L16 16L14 15V16L16 17V18H15V17H13V13H12V12H11L12 15H10V12H8V14H7L5 11H2L3 13H4V12L6 13V14H5V17H6V15H7L6 20H4V19L2 18V15H1V14H3V13H1ZM8 9H7V10H8ZM35 9H34V11H35ZM37 9H38V10H37ZM60 9L58 8V10H60ZM82 9H84V8H82ZM97 9H98V8H97ZM106 9H107V7H106ZM106 9L103 10V13L106 11ZM109 9H110V8H109ZM109 9H107V10H109ZM122 9H123V8H122ZM137 9H138L141 13H140ZM150 9H151V8H150ZM150 9H149V10H150ZM160 9H161V10H160ZM9 10H8V11H9ZM16 10H18V8H17ZM16 10H15V11H16ZM28 10H30V11H28ZM44 10H43V11H44ZM53 10H54V12H58V11H55L54 7H53ZM69 10H67V11H69ZM88 10H89V9H88ZM100 10H99V11H100ZM149 10H148V11H149ZM164 10L167 11V12L165 13ZM41 11H42V10H41ZM85 11H86V10H84V14H85ZM97 11H98V10H97ZM97 11H96V9H95V12H97ZM109 11H112V10H109ZM132 11H133V12H134V11H138V13L142 14L141 16H140V14L137 15V18L140 20V19L142 18V16H144V17L142 18V19H144V21H143V20H142V21L140 20V21H139L140 23H138V21H137L136 18H135V19L131 18V19H132V20H131V19H130V16H132V17L136 16V15L133 16V12H132ZM144 11H145V9H144ZM259 11H262V12H260V14H259V13H258ZM17 12H18V11H17ZM21 12H20V13H21ZM54 12H53V13H54ZM61 12H62V11H61ZM76 12H77V11H76ZM149 12H151V11H149ZM20 13H19V14H20ZM33 13H34V12H33ZM99 13H101V12H99ZM107 13H110V12L107 11ZM107 13L105 12V14H107ZM114 13H115V12H114ZM123 13H125V14H123ZM134 13L137 14L136 12H134ZM153 13H154V11H153ZM153 13H151V14H153ZM256 13H257L258 15H257ZM34 14H35V13H34ZM58 14L56 13V14H54V15H55V16L57 15V17H58ZM65 14H66V13H65ZM81 14H82V13H81ZM91 14H92V13H91ZM93 14H94V10H93ZM101 14H102V13H101ZM122 14H123V15H122ZM151 14L148 13V15H151ZM158 14H159V12H158ZM158 14H156V12H155V15L158 16ZM162 14H159V15H162ZM255 14H256V15H255ZM54 15H53V16H54ZM72 15H74V13L71 14V16H72ZM76 15H77V14H75V17H77ZM97 15H98V12H97V14L95 15V18H96ZM103 15H104V14H103ZM109 15H110V14H108V16H107V15H106V16L109 17ZM121 15H122L123 17H125V18H122ZM127 15H128V16H127ZM153 15H154V14H153ZM68 16H70V15H68ZM79 16H80V15H79ZM82 16H83V14H82ZM82 16H81L80 18H84V17H82ZM91 16H92V15H91ZM114 16H115V14H114ZM126 16H127V17H126ZM157 16H155L154 20H156V19L159 17V16H158V17H157ZM261 16L258 18L259 20H260V19H261V20L264 19V15H263L262 17H261ZM33 17H34V18H33ZM49 17H50V18H49ZM65 17H66V16H65ZM73 17H74V16H73ZM73 17H72V18H73ZM92 17H93V19H94V16H92ZM92 17H90V18L92 19ZM102 17H103V16H102ZM140 17H141V18H140ZM147 17H148V16H147ZM150 17L152 18L153 16L151 15V16H149L148 18L150 19ZM156 17H157V18H156ZM162 17H163V16H160L159 19H160V18L163 19ZM169 17H170V18H169ZM25 18H26V17H25ZM38 18H39V16H38ZM41 18H42V17H41ZM48 18H49V19H48ZM87 18H88V19L85 18L86 20L84 19V20H85V23H86L87 20H89V16H88ZM100 18H101V17H100ZM103 18H104V17H103ZM118 18H119V19H118ZM29 19H28V20H29ZM39 19H40V18H39ZM67 19H69V21L71 20L70 18H67ZM74 19H75V18H74ZM152 19H153V18H152ZM152 19H151V20H152ZM159 19H158V20H159ZM41 20H42V19H41ZM46 20H47V21H46ZM51 20H52V18H51ZM154 20H152V21H154ZM228 20H230V22H229ZM261 20H260V21H261ZM24 21H25L26 23H25ZM62 21H63V20H62ZM62 21H61V22H62ZM75 21H78V20H75ZM82 21H83V19H82ZM97 21H96V22H97ZM30 22H29V23H30ZM55 22H56V23H55ZM65 22H66V23H65ZM93 22H94V20H93ZM93 22H92V23H93ZM142 22H143L144 25L141 24ZM144 22H146V23H144ZM155 22H158V21H155ZM159 22H160V21H159ZM161 22H162V21H161ZM165 22H163V23H165ZM225 22H226L227 24H226ZM257 22H258V23H257ZM263 22H264V20H263ZM64 23H65L66 26L64 25ZM72 23H73V22H72ZM74 23H75V22H74ZM83 23H84V22H83ZM87 23H88V22H87ZM94 23H95V22H94ZM100 23H99V24H100ZM111 23H112V24H113V23L116 24V26H115V25L111 26V25H112ZM122 23H123V24H122ZM163 23H162V24H163ZM260 23H262V21H261ZM33 24H34V25H33ZM69 24H71V23H69ZM88 24H89V23H88ZM95 24H97V23H95ZM102 24H103V25L107 24V25H109V26H106V25L103 26ZM139 24H141V25L139 26ZM145 24L147 25V26H146V30H147V27L149 28L148 31H146V30L144 29L145 27H143V26H145ZM162 24H161V25H162ZM224 24H226V25H224ZM27 25H28V26H27ZM97 25H98V24H97ZM97 25H95V28H96V29H97ZM142 25H143V26H142ZM159 25H160V24H159ZM258 25H260V24H258ZM35 26L37 27V29H36ZM38 26H39V25H38ZM46 26H48V27H46ZM91 26H92V25H91ZM98 26H99V25H98ZM100 26H99V28H101ZM163 26H165V25L163 24ZM235 26H237V25H232L233 28H234ZM238 26H239V25H238ZM79 27H80V26H79ZM81 27H82V26H81ZM83 27H84V26H83ZM113 27H115V28H113ZM161 27H162V26H161ZM39 28H40V29H39ZM44 28H45L48 32L51 30L53 33H51V31H50L49 34H53L54 37H53V35H49L48 32L45 31ZM49 28H50V29H49ZM53 28H54V29H53ZM92 28H93V27H92ZM95 28H93V29H95ZM142 28H143V29H142ZM223 28H224V27H223ZM237 28H239V27H237ZM262 28H263V26H262ZM41 29H42V31H41ZM48 29H49V30H48ZM52 29H53V30H52ZM141 29H142V30H141ZM225 29H226V30H225V32H223V35H224V33H226V31H228V30L231 31V27H229V28H225ZM33 30H35V31H33ZM36 30H37V31H36ZM38 30H39V31H38ZM61 30H63V31H61ZM72 30H73V29H72ZM72 30H71V32H72ZM78 30H79V29H78ZM78 30H77V31H78ZM82 30H83V29H82ZM86 30H88V28H87ZM98 30H99V29H98ZM100 30H101V29H100ZM113 30L115 31V33H114ZM234 30H235V29H232V31L234 32L233 34L236 33L237 36H239V35H240V34H238V30H239V29H238V30L236 29L237 32H235ZM262 30H263V29H262ZM40 31H41V33H44V34L46 35V37H44L45 35H44V34H41ZM44 31H45V32H44ZM59 31H60V33H59ZM94 31H96V30H94ZM102 31H101V32H102ZM107 31H104V32H107ZM132 31H135V33L132 34L133 42L131 41V40H132V38H130L131 36L128 34L129 32H132ZM142 31H143V32H145V31L148 32V35H145L144 38L141 37V36H144L143 33H142ZM209 31H211V32L208 33ZM56 32H57V33H56ZM73 32H74V31H73ZM80 32H81V30H80ZM86 32H88V31H86ZM89 32H90V31H89ZM162 32H163V33H162ZM172 32L174 33V35H175V34L178 35V38H179V40H180V43L176 41V40H177V37H175L176 35L174 36ZM228 32H229V31H228ZM260 32H261V31H260ZM32 33H33V35H32ZM34 33H36V35H35ZM39 33H40V35H38ZM78 33H79V32H78ZM94 33H95V32H94ZM112 33H113V35H112ZM164 33H166L167 37H168V35H171L170 33H172L173 36H171V38H170V37H168V38H169V40H170V39L172 40L173 38H174V39L176 38V40H175V42H174L176 46H174V44H173V46H174V47H173L171 41H170L169 43H165V41L167 42V40H168V39H167V40L165 39V38H167V37H166V36H165V38H162L163 36L160 37V35H161V34L163 35ZM239 33H240V32H239ZM242 33H243V31H242ZM246 33H247V34H246ZM256 33H257V32H256ZM71 34H72V33H71ZM86 34H87V33H86ZM88 34H89V33H88ZM88 34H87V36H88ZM90 34H91V33H90ZM102 34H103V33H102ZM116 34H119V35H117V36H119L118 38L115 36ZM126 34H127V36H128V35L130 36V37L128 36L129 39H130L129 41L127 40L128 37L126 36ZM130 34H131V33H130ZM185 34H187V35H185ZM218 34H220V30H219ZM229 34H231L233 37H232V36H227V38H228V37H229V38L226 39V40L231 39L230 37H232V39H233V38L236 36V35L234 36L232 33H229ZM258 34H259V33H258ZM37 35H38L39 38L37 37ZM42 35H44V36H42ZM47 35H48L50 38H49ZM67 35H68V36H67ZM69 35H70V36H69ZM94 35H95V34H94ZM94 35H93V36H94ZM96 35H97V33H96ZM106 35H107V36H106ZM110 35H111V36H110ZM120 35H121V36H120ZM164 35H165V34H164ZM35 36H36V38H35ZM40 36H41V37H40ZM60 36H61V34H60ZM85 36H86V35H85ZM91 36H92V35H91ZM105 36H106V37H105ZM146 36H148V37H146ZM151 36L153 37V39H149V37H151ZM158 36H159L160 38H159ZM212 36H213V37H212ZM216 36H217V35H216ZM221 36H222V35H221ZM221 36H220V37H221ZM237 36H236L235 38L238 39ZM243 36H244L243 34H242V36L240 35V37L243 38V40H244V37H243ZM43 37H44V38H43ZM52 37L55 38V39H54L55 41H53V42H52V40H53ZM75 37H77V39L80 38V37H79V34L76 35ZM82 37H83V36L81 35V38H82ZM94 37H95V36H94ZM97 37H98V36H97ZM115 37L117 38V40L114 39ZM120 37H121V38H120ZM217 37H218V36H217ZM25 38H27V41H26ZM31 38H32V39H31ZM46 38H49V39L46 40ZM58 38H57V39H58ZM81 38H80V41H81ZM119 38H120L121 40L118 41ZM126 38H127V39H126ZM158 38L161 39V40H159ZM180 38H181V39H180ZM221 38H223V37H221ZM235 38H234V40H232L233 42L236 40ZM23 39H25V40H23ZM29 39H30L31 41H30ZM40 39H41V40H40ZM42 39L44 40V42H46V44H45L44 42H42V41H43ZM50 39H52V40H50ZM73 39H74V36H73ZM73 39H72V40H73ZM77 39L75 40V45L78 47L80 44H79L78 42H77L78 45L76 44ZM86 39H89V40L91 39V43H92V41H93V42L96 41L95 39L92 40V38H89V37L86 38ZM96 39H97V38H96ZM124 39H126V40H124ZM156 39H157V40H156ZM182 39H183V41H181ZM218 39H219V38H218ZM246 39H245V40H246ZM255 39H256V37H255ZM255 39H254V40H255ZM17 40H18L19 43L17 42ZM39 40H40V41H39ZM45 40H46V41H45ZM58 40H59V39H58ZM114 40H115V41H114ZM164 40H165V41H164ZM220 40H222V39H220ZM223 40H224V41H221V42H224V43H225L226 40H225V39H223ZM251 40H252V39H251ZM258 40H259V39H258ZM3 41H4V42H3ZM12 41H13V42L16 41V42L13 43ZM23 41H24V42H23ZM29 41H30V42H29ZM47 41H51L50 43H52V44H50V43L47 42ZM62 41H64L65 43H67V45L64 46L65 48H64V47L61 48V49H62V50H61V49H59V47H62V46L65 45V44L60 45V46H59L58 44H61ZM78 41H79V40H78ZM84 41H85V40H84ZM84 41H82V42L84 43ZM86 41H88V40H86ZM102 41H103V40H102ZM124 41H125V43H124ZM130 41H131L132 43H131ZM157 41H158V44H159V45H160L161 42H164V44H166V45L163 44L164 46H163L162 49H161V47L156 43ZM159 41H160V43H159ZM172 41H173V40H172ZM184 41H185V42L188 41V43H184ZM229 41H230V40H229ZM239 41H240L239 44L241 43L242 45H244V44L242 43V41L240 40V38H239ZM64 42H63V43H64ZM69 42H72V41L69 40ZM89 42H90V41H89ZM89 42H88V43H89ZM105 42H106V41H105ZM105 42H104V46H105V48H104V49H101V53H102V51L107 50L105 44H108V43H105ZM114 42H115V43L118 42V43L115 45ZM129 42H130V43H129ZM181 42H182V43H181ZM193 42H195V41H193ZM197 42H198V41H197ZM197 42H196V43H197ZM233 42H231V45H232ZM236 42H237V41H236ZM243 42H245V41H243ZM22 43H21V44H22ZM27 43H26V44H27ZM33 43H30V44L33 45ZM86 43H87V42H86ZM216 43H217L216 48H217V47H220V45H218V43H220V42H219V41H218V42L215 41L213 44H216ZM4 44H3V46H4ZM26 44H25V45H26ZM44 44H45V46H44ZM94 44H95V43H94ZM97 44H96V45H97ZM161 44H162V43H161ZM192 44H193V43H192ZM192 44H190L191 47H192ZM197 44H198V43H197ZM197 44H196L195 46H197ZM199 44H200V43H199ZM227 44H228V43H227ZM227 44H226V45H227ZM237 44H238V43H236V45H235V46H232V47H236V46L239 47V45H237ZM245 44L248 45L247 41L245 42ZM249 44H250V42H249ZM252 44H253V43H252ZM47 45H48V47H47ZM72 45H73L72 48H74V49L71 48V50H73V51H71V52H74L76 48H75L73 42H72V44L70 43V46H72ZM81 45H82V44H81ZM86 45H88V44H86ZM89 45L91 46V44H89ZM109 45H108V46H109ZM111 45H112V44H111ZM3 46H2V48L0 47V50L3 49ZM7 46H8V43H7ZM7 46H6V48H9V47H10V46H8V47H7ZM15 46H16V45H15ZM15 46H14L13 48H15L16 50L20 48V47H19V48H16ZM18 46H17V47H18ZM28 46H29V44L26 46V48H28ZM42 46H44V47H42ZM84 46H85V45H84ZM84 46H83V47H84ZM90 46H89V47L86 46L85 50L87 49V52H88V48H91ZM93 46H94V45H93ZM101 46L104 47L102 44H101ZM245 46H246V45H245ZM245 46H242V47L245 48ZM22 47L24 48V46H22ZM30 47H29V48H30ZM46 47H47V48H46ZM83 47L80 48V46H79V48L81 49V51L79 50L80 53H81L82 51H84V50H83ZM98 47H99V46H98ZM98 47H97V48H98ZM117 47H118V46H117ZM119 47H118V48H119ZM121 47H120V48H121ZM206 47H207V48H206ZM211 47H212V46H211ZM211 47H209V48H211ZM213 47H215V46H213ZM213 47H212V48H213ZM242 47H240V48H242ZM23 48H21V49H23ZM26 48H24L22 51H21V50H17V51H20V52L22 53ZM29 48H28L27 50H29ZM52 48H53V49H52ZM68 48H70V47H68ZM110 48H111V47H110ZM120 48H119V49H120ZM176 48H177V49H176ZM193 48H194V47H193ZM10 49H11V48H10ZM31 49H30V50H31ZM36 49L34 50V52L32 53V55L35 53ZM38 49H39V48H38ZM64 49H65V52H64ZM92 49H93V48H92ZM95 49H96V48H95ZM111 49H112V48H111ZM213 49H214V48H213ZM220 49H221V48H220ZM236 49H237V48H236ZM3 50H4V49H3ZM41 50H42V49H40V50H38V51H41ZM60 50H61V51H60ZM67 50H69V51H67ZM76 50H77V49H76ZM108 50L110 51L109 48H108ZM160 50H162V51H160ZM189 50H190V49H189ZM194 50H195V53H196V49H194ZM194 50H192V51L194 52ZM214 50H216V49H214ZM221 50H222V49H221ZM223 50H224V49H223ZM239 50H240V49H239ZM241 50H243V49H241ZM11 51H12V50H11ZM25 51H26V50H25ZM25 51H24V52H25ZM79 51H75V52H79ZM90 51L93 52L92 50H90ZM94 51H95V50H94ZM112 51H113V50H112ZM183 51H184V50H183ZM183 51H181V52L183 53ZM187 51H188V50H187ZM192 51H189V53L192 52ZM198 51L200 52V50H198ZM198 51H197V52H198ZM206 51H207V50H206ZM206 51H205V52H206ZM218 51H219V50L217 49V52H218ZM244 51H245V50H244ZM4 52H7L6 49L4 50ZM4 52H2V53H4ZM14 52H16V51L14 50ZM49 52L46 51V54L43 53V54H44V57H43V55H42L41 57H39V55H37V56L39 57V60L42 59L41 61H43L44 58H45V55H46V58H47L48 60H50L51 57H52V54H50ZM53 52H54V51H53ZM59 52H57V53H59ZM87 52L84 51V54L87 53ZM91 52H90V53H91ZM96 52H97V51H96ZM98 52H99V50H98ZM98 52H97V53H98ZM162 52H163V53H162ZM181 52H179V53H181ZM203 52H204V51H203ZM203 52H202V53H203ZM211 52H213V51H211ZM214 52H216V51H214ZM247 52H248V51H247ZM9 53H10V52H9ZM9 53H8V54H9ZM26 53H27V52H26ZM36 53H37V52H36ZM38 53H39V52H38ZM48 53L50 54V55H49V56H50V59L48 58ZM51 53H52V52H51ZM94 53H95V52H94ZM94 53H93V55H94ZM101 53H99V56H100ZM108 53H109V52H108ZM119 53H120V54H119ZM207 53H209V54H208L209 57L212 56V54H213V53H212V54L210 55V52H207ZM219 53H220V51H219ZM222 53H223V52H221L220 54L222 55ZM6 54H7V53H6ZM8 54H7V55H8ZM13 54H14V53H13ZM18 54H19V53H17V56H18ZM41 54H42V53H41ZM55 54H56V53H54L53 58H54ZM75 54H76V53H75ZM77 54H79V53H77ZM77 54L75 55V57H77V58L80 57V58H78L79 60H78V59H76V60H78L79 62H80V60H81V61H82V60H85V59H83V58H85L86 56H85V57H83V56H81V55L77 56ZM103 54H104V53H103ZM103 54H102V55H103ZM186 54H187V52H186ZM192 54H193V53H192ZM197 54H199V53H197ZM220 54H219V55H220ZM11 55H12V54H10V55H8V56H11ZM22 55H23V54H22ZM34 55H35V54H34ZM56 55H58V54H56ZM64 55H65V54H64ZM64 55H63V56H62V55H61V56L59 55V56H60L61 58H63ZM71 55H73V54H71ZM71 55H69V56H70V59L73 58V57L71 58ZM88 55H89V53H88ZM95 55H97V54H95ZM105 55H106V54H105ZM105 55H104V56H105ZM188 55H190V54H188ZM200 55H201V54H200ZM208 55H207V56H208ZM15 56H16V54H15ZM15 56H14V57H15ZM19 56L21 57V55H19ZM19 56H18V57H19ZM35 56H36V55H35ZM35 56H33L31 59H29L30 61H27L26 64L29 65V64L31 63V65H35V64L37 63V61H36L35 63H33V61H32L33 58H36ZM97 56H98V55H97ZM104 56H103V57H104ZM107 56H108V55H107ZM111 56H112V53H111ZM172 56H173V57H172ZM176 56H177V55H176ZM176 56H175V57H176ZM178 56H179V55H178ZM178 56H177V59H178ZM180 56H181V55H180ZM205 56H206V55H205ZM207 56H206V57H207ZM14 57H13V58H14ZM56 57H57V56H56ZM56 57L54 58L55 60H56ZM60 57H59V58H60ZM65 57H68V56L66 55ZM75 57L73 58V60H70V59H69V60L71 61V63H70V62H67V63H66V61H69V60H67L68 58H63V59H64V62H63V63H62V61H63L62 59H60V60H62L61 62L56 63V62L58 61V58H57L56 62H55V61L52 62L53 60H52L51 62L49 61L51 64L54 63V66H55V65L57 66V68H56V67H53L52 69H55L54 71H55L57 74H58V72H59V73L61 72L59 75H61V74H62V71H63V74L65 75V78L67 79V80H66V79H64L63 77H61L62 75L59 76V78L57 79V78L55 77L56 74H54L55 72L53 73V75H52V73H51V71H52L51 69H49V70H51V71H50L51 74L48 72V68H50V67H48V65H47L48 68L46 69L47 72H45V73H46V74L48 73V76H49V74H50V76H49L50 78L47 79V77H45L46 80H43V77H42L41 79H42L43 81H47V83H48V80H49V82H50V81H51V82H54V81H55L54 83L57 84V86H55V85H53V86L56 87V88L52 87L51 83H49L48 86H50V88L46 89V93H45V90H43L42 87L44 88V86H46L47 84L45 85L43 81H42V82H43L42 84H44V86H41V87H40L39 82L41 83V81H39V82L36 84V86H37V87H36V86L34 85L33 82H34V80L37 79V77L40 76V75H39V76H36V77L34 78L33 81L30 79V80L32 81V83H29L30 86H31L32 84H33V86H34V87L32 86V88H34V90L32 89L34 92H33V91H31V92H32V94H33V93H35V92L37 91V96H38V94H39V93H38V88H39V91H41V89H42V91H44L45 94H42L43 92H42V93L40 92V93H41V94H40V95H41L40 98H36V97H35V99H34L33 97L31 98L32 94H31V96H28V95H30V92H29V91L31 90V88H30V90L28 91L29 94L27 93L28 95H26V97H25V94H26L27 91L25 92V94H24V93H23V94L21 93L22 95H24L25 98L20 94V96L18 97V101H19V98H21V96H22L20 102H17V98H16V101H14V100H15V98H14V100L11 102V105L13 104V102H16V106L13 104V105L15 106V108H13V109L16 110V109H17L16 107H18V105H19V103H20L18 109L20 108L21 111H20V113L17 111V113H15V114H11V116H10V114H9V116H10V118H15V119H16V121H14V123H17V124L19 123V124H18V125H19V128H18V127H17V128H18V130H19V129H20V130H19L18 132H20V131H25L26 128H24V130H21L23 127H25V124H24L23 127H22V125H20V124H23V122L26 123L27 118L29 119V116H28V115L31 114V113L33 112V110L31 109V107H32L34 104H36V103H34V100H36V99H39V100L43 103V105H45L46 107H48V109H45L46 107H44L43 105H41V106L44 107V109H45V111H43V113H45L46 111H49V110H50L51 112H53V111L55 110V112H56L57 115L59 116V121H60V124H61V125H60V124L58 123L57 126L60 125L61 128L58 129V127H57V129L60 130L62 133H63V132L65 133V132H68V131H72V129L76 128V125H77V123H78L77 118H75L76 116H73V115H72L73 117H70V119L67 117V118H68V119H67V118L65 117L66 115H63V114H62L63 111L65 112V110H66L65 108H66V106H68V105H66L65 108L63 107L65 110H64V109L62 110L61 108H58V107H56L55 105L60 106V105L62 104V106H63L64 104H67V103L71 102V103L69 104V105H70V108H75V107H77V106L79 107V105H82V106H83V105H84V104H83L84 101H83V103H80L79 105L76 103V102H78V100H80L79 102H82V101H81V99H82L81 96H78V95H77V94H79V93L82 92V88L84 87L82 83L85 82V80L88 79V78H89V79H90V78H94V77L96 76V74H97V75L99 74V76L102 77V74L100 75V71L102 70L101 68L104 67V66H103L104 64H102V65L99 64L100 62H98V61H100V60L98 59V61H96V59H95L96 56H94L95 63H96V62H98V63L94 64V62H92V61H93V57H91V55H90V57L87 56V57L89 58V60L87 59L85 62H83V65H84L85 67H84V66H83V67H80V66L82 65V63H79V64H81V65H79V67H77V64H76V63H77L78 61L75 60ZM109 57H110V56H109ZM112 57H113V56H112ZM159 57L162 58V59L164 58L163 61H162V64H161V65H159V61H157V60L159 59ZM181 57H182V56H181ZM183 57H185V56H183ZM203 57H204V56H203ZM5 58H6V57H5ZM7 58H8V57H7ZM91 58H92V60H90ZM107 58H108V57H106V59H107ZM167 58H168V57H166V59H167ZM204 58H205V57H204ZM204 58H202V60L199 61V62L201 63V65L203 64L201 61H203ZM0 59H1V58H0ZM19 59H20V58H19ZM23 59H24V58H23ZM37 59H38V58H37ZM37 59H36V60H37ZM65 59H66V61H65ZM101 59H102V57H101ZM109 59L112 60L111 57H110ZM168 59H169V58H168ZM177 59H176V61H177ZM206 59H208V58H206ZM206 59H205V60H206ZM2 60H3V59H2ZM4 60H5V59H4ZM6 60L9 61V60H11V59L9 58V60H8V59H6ZM12 60H13V59H12ZM12 60H11V61H12ZM14 60H16V59H14ZM14 60H13V61H14ZM17 60H18V58H17ZM34 60H35V59H34ZM103 60H105V59H103ZM248 60H249V59H248ZM20 61H21V60H19V62H20ZM25 61H26V60H25ZM41 61H38L37 64H40V65L42 64L41 66H42L43 68H44V65H46L45 62H47V64H49L47 60H46L45 62L43 61V63H42ZM74 61H75L76 63H75ZM101 61H102V60H101ZM114 61H115V60H113V63H114ZM167 61H168V60H167ZM178 61H179V62H176V63H175L176 65H175V64H173V65L176 66V68H177V67H180L179 69L181 70V68L183 69L184 67L179 66L178 64H180V62H181L182 60L180 59V60H178ZM190 61H191V60H190ZM190 61H189V62H190ZM242 61H243V60H242ZM1 62H3V61H0V63H1ZM5 62H6V61H4V63H5ZM28 62H29V63H28ZM40 62H41V63H40ZM89 62H90V63H89ZM91 62H92V63H91ZM170 62H169V63H170ZM189 62H187V63H189ZM197 62H198V61H197ZM197 62H196V63H197ZM205 62L208 63V60L205 61ZM209 62H210V60H209ZM248 62H249V61H248ZM256 62H257V61H256ZM4 63H3V64H4ZM16 63H17V62H16ZM24 63H25V62H24ZM24 63H23V61L21 62L22 65H23ZM32 63H33V64H32ZM72 63H75L76 67H74V66L72 65ZM84 63H85V64H84ZM102 63H103V62H102ZM107 63H108V62H107ZM109 63H110V62H109ZM160 63H161V62H160ZM166 63H168V62H166ZM171 63L169 64L170 67L173 66V65L171 66ZM249 63H250V62H249ZM263 63H264V62H263ZM1 64H2V63H1ZM6 64H8L9 66L12 65V63H9V62L6 63ZM18 64H19V63H17V66H18ZM37 64H36V66H37ZM111 64H112V63H111ZM182 64H183V63H182ZM185 64H186V63H184L183 65H185ZM189 64H190V63H189ZM258 64H259V63H258ZM105 65H106V64H105ZM109 65H110V64H109ZM113 65H114V64H113ZM123 65H124V64H123ZM125 65H128V64H125ZM125 65H124V66H125ZM177 65H178V66H177ZM180 65H181V64H180ZM192 65L194 66L195 64L193 63ZM201 65H199V66L201 67ZM204 65L206 66V63H205ZM207 65H208V64H207ZM241 65H242V64H241ZM1 66H2V65H1ZM1 66H0V67H1ZM49 66H50V64H49ZM114 66H115V65H114ZM164 66H165V65H164ZM174 66H173V67H174ZM186 66H190V65H186ZM213 66H214V65H213ZM213 66H212V67H213ZM216 66H217V65H215V67H216ZM248 66H249L250 68H252V67L250 66V64H248ZM248 66H247V67H248ZM252 66H253V65H252ZM11 67H14V68H15V65H13V66H11ZM19 67H22V66H19ZM19 67H18V68H19ZM23 67H25V66H23ZM31 67H32V66H31ZM33 67H35V66H33ZM38 67H39V68H38ZM38 67H36L37 70H39V69L42 68V67H40V66H38ZM120 67H121V66H120ZM126 67H127V66H126ZM133 67L136 68V66H133ZM137 67H138V66H137ZM200 67H199V68H200ZM109 68H110V66H109ZM112 68H113V67H112ZM118 68H119V67H118ZM165 68H166V67H165ZM168 68H169V67H168ZM168 68H167V69H168ZM202 68H204V67H202ZM202 68H200L199 70L202 71V70H201ZM242 68H243V67H242ZM3 69H4V68H3ZM3 69H2V70H3ZM21 69H22V68H21ZM24 69L27 71L26 68H24ZM24 69H22V70L25 71ZM28 69H29L28 72H29V71L31 72L32 68H31V69L28 68ZM104 69H105V72H106V68H104ZM121 69H122V68H121ZM127 69H132V67H129V68H127ZM147 69H148V70H147ZM167 69H163V71H165V70L167 71ZM171 69H172V68H171ZM173 69H175V67H174ZM179 69L177 68L178 71H179ZM188 69H189V68H188ZM205 69H206V67H205ZM209 69H210V67H209ZM2 70H1V71H2ZM46 70H45V69H43L42 71L40 70V71H41L40 74L43 73L42 76L45 75V74H44V71H46ZM80 70H81V71H80ZM99 70H100V71H99ZM112 70H113V69H112ZM119 70H120V69H119ZM175 70H176V69H175ZM183 70L186 72V68H184ZM250 70H252V69H250ZM4 71H5V72L7 71V74L9 73L10 75H11V73H14V72H12V71H9V72H8V69H7V70L5 69ZM17 71H18V70H17ZM17 71H16V72H17ZM79 71H80V72H79ZM98 71H99V73H97ZM114 71H116V69L113 70V72H114ZM144 71H143V72H144ZM150 71H151V72H150ZM163 71H162V72H163ZM166 71L164 72V80L166 79V76H167V75H165V74L168 73V72H166ZM168 71L170 72V68H169ZM200 71H199V72H200ZM252 71H253V70H252ZM252 71H251L250 73H252ZM259 71H260V70H259ZM5 72H4V73H5ZM10 72H11V73H10ZM125 72H126V70H125ZM160 72H161V71L159 70L158 73L160 74ZM187 72H188V71H187ZM187 72H186V73H187ZM189 72H190V71H189ZM31 73L33 74V70H32ZM31 73H30V74L27 73V75L30 76ZM34 73L37 74V72H35V71H34ZM109 73H110V72H109ZM109 73L107 72L108 76H109ZM121 73H122V72H121ZM121 73H120V74H121ZM129 73H131V72H129ZM171 73H172V72H171ZM186 73H185V74H186ZM190 73H191V72H190ZM192 73H193V72H192ZM192 73H191V74H192ZM201 73H202V72H201ZM209 73H211V72H209ZM250 73H249V74H250ZM253 73H254V72H253ZM257 73H258V72H257ZM35 74H33L32 78L35 76ZM38 74H39V72H38ZM38 74H37V75H38ZM70 74H71V75H70ZM125 74H126V73H125ZM159 74L157 75V77H159ZM169 74H170V73H169ZM172 74H173V73H172ZM185 74H184V75H185ZM191 74H190V75H191ZM199 74H200V73H199ZM199 74H197L196 76H198ZM255 74H256V72H255ZM258 74H259V73H258ZM258 74H256V75L258 76ZM1 75H2V73H1ZM10 75H9V77H11ZM14 75H15V76L17 75V77L19 78L20 76L22 77V75L25 76L26 74H25V75L22 74V75L19 76V74L14 73ZM51 75H52L53 77H52ZM69 75H70V76H69ZM170 75H171V74H170ZM173 75H174V74H173ZM176 75H177V74H176ZM176 75H174L173 77H171V79H174V77H175ZM192 75H193V74H192ZM209 75H210V74H209ZM3 76H4V77H3ZM3 76H1V77H3L2 79H4V80H5V78L8 77L6 74H3ZM46 76H47V75H46ZM81 76H82V78H80ZM121 76H122V75H121ZM153 76H154V75H153ZM178 76H179V75H178ZM178 76H177V77H178ZM185 76H188V75H185ZM196 76H195V77H196ZM207 76H208V75H207ZM1 77H0V78H1ZM40 77H41V76H40ZM40 77H39V78H40ZM149 77H150V76H149ZM154 77H155V76H154ZM154 77H152V78H154ZM11 78H13L15 81H14L13 79H11ZM11 78H8V79H10V80H9L10 83L13 81V83L11 84V85H12V86H11V87H12V90H14V91L16 92L15 89H19L20 91L18 90V92L20 93V92H21V89H22L23 87H22L21 89H20V87H14V86H16V85H14V84H15L14 82H16V80H17V82H19L18 80H19L20 78H19V79H18V78L16 79V77L14 78V76L11 77ZM24 78H25V79H24ZM24 78H21V79H24V81H25L26 79H29V78H26V76H25ZM52 78H53L54 80H52ZM60 78H62V79H61V83H62V84H63V83H67V84H63V85H65V86L62 85V87H59V84L61 85V83H60ZM135 78H136V77H135ZM150 78H151V77H150ZM152 78H151V79H152ZM167 78H169V77H167ZM184 78H186V77H184ZM201 78H202V77H201ZM234 78H235V77H234ZM247 78H248V77H247ZM257 78H258V77H257ZM2 79H0V82H1V83H0V90L3 89L4 86H5V87H4L5 89H6V87L9 86V85H7V84H9V83H7V84H5V85L3 86L4 81H3ZM8 79H7V80H8ZM50 79H51V80H50ZM97 79H98V81L100 80L99 78H97ZM106 79H107V78H106ZM148 79H149V78H148ZM154 79L156 80V78H154ZM160 79H161V78H160ZM171 79H170V82L172 83L173 81H172ZM189 79L191 80V79H193V78H190V77H189ZM189 79H187V80H189ZM259 79H260V78H259ZM7 80H6V81H7ZM37 80H39V79H37ZM37 80L35 81V83L37 82ZM57 80H58V81H57ZM62 80H63V82H62ZM64 80L67 81V82H64ZM101 80H102V79H101ZM101 80H100V81H101ZM115 80H116V79H115ZM164 80H162V79L160 80V81H163V82H161V84L164 83ZM185 80H186V79H185ZM187 80H186V81H187ZM198 80H199V79H198ZM221 80H222V82H223V78H221ZM224 80H225V79H224ZM252 80H253V79H252ZM2 81H3V83H2ZM6 81H5V82H6ZM22 81H23V80H22ZM24 81H23V83H25ZM90 81L92 82L91 79H90ZM90 81L86 80L87 84H89L88 82H90ZM93 81H94V80H93ZM180 81H181V80H180ZM180 81H178V82H180ZM227 81H228V80L226 79V82H227ZM229 81H230V80H229ZM246 81H249V80H246ZM250 81H251V80H250ZM56 82H58V83H56ZM95 82H97V81L95 80ZM102 82H103V81H102ZM217 82H218V81H217ZM224 82H225V81H224ZM224 82H223V83H224ZM251 82H252V81H251ZM20 83H21V81H20ZM20 83H19V84H20ZM54 83H53V84H54ZM93 83H94V82H93ZM106 83H107V82H106ZM115 83H116V82H115ZM165 83H167L166 80H165ZM183 83H184V82H183ZM192 83H193V82H192ZM227 83H228V82H227ZM238 83H240V82H238ZM241 83H242V82H241ZM244 83H246V82H244ZM248 83H249V82H248ZM19 84H17V85H19ZM38 84H39V85H38ZM42 84H41V85H42ZM81 84H82V85H81ZM84 84H85V83H84ZM87 84H86V85H87ZM107 84H108V83H107ZM228 84H229V83H228ZM228 84H227V85H228ZM261 84H262V82H261ZM21 85H22V84H21ZM24 85H25V84H24ZM24 85H22V86H24ZM27 85H28V84H27ZM103 85H104V84H103ZM178 85H181V84H178ZM216 85H217V84H216ZM235 85H236V84H234L233 87H234ZM241 85H243V84H241ZM244 85H245V84H244ZM249 85H250V84H249ZM30 86H29V87H30ZM38 86H39V87H38ZM87 86H88V85H87ZM90 86H91V84H90ZM173 86H174V85H173ZM236 86H237V85H236ZM259 86H260V85H259ZM35 87H36V91H35ZM57 87H58V88H57ZM105 87H106V86H105ZM190 87H191V86H190ZM224 87H225V86H224ZM255 87H256V86H255ZM260 87H261V86H260ZM8 88H10V86H9ZM13 88H14V89H13ZM25 88H26V87H25ZM27 88H28V86H27ZM40 88H41V89H40ZM46 88H47V87H46ZM68 88H69V89H68ZM103 88H104V87H103ZM164 88H165V87H164ZM239 88H240V85H239ZM261 88H262V87H261ZM5 89H3L2 91H4ZM10 89H11V88H10ZM10 89H9V90H10ZM44 89H45V88H44ZM105 89H106V88H105ZM165 89H166V88H165ZM224 89H225V88H224ZM236 89H237V88H236ZM241 89H242V88H241ZM9 90H8V91H9ZM22 90H23V89H22ZM25 90H26V89H25ZM47 90H48V91H47ZM103 90H104V89H103ZM110 90H111V89H110ZM113 90H114V89H113ZM226 90H227V89H226ZM255 90H257V89L255 88ZM255 90L253 89V91H255ZM5 91H7V90H5ZM5 91H4V93L2 92L4 95H5V93H6ZM8 91H7V92H8ZM14 91H12V92L9 91V92H10V93H13ZM104 91H106V90H104ZM107 91H108V89H107ZM128 91H129V90H128ZM219 91H220V90L218 89V92H219ZM235 91L237 92V90H235ZM9 92H8V93H9ZM18 92H17V95L19 94ZM101 92H102V91H101ZM101 92H100V93H101ZM114 92L116 93V91H113V93H114ZM118 92H120V91H117V93H118ZM130 92H131V91H130ZM135 92H137V91H135ZM186 92H187V91H186ZM186 92H185V93H186ZM189 92H191V90H189ZM218 92H217V93H218ZM221 92H222V91H221ZM86 93H87V92H86ZM97 93H99V91H97ZM97 93H96V94H97ZM110 93H111V92H110ZM110 93H109V94H110ZM121 93H122V92H121ZM121 93H120V94H121ZM148 93H149V92H148ZM173 93H176V92L173 91ZM215 93H216V91H215ZM35 94H36V93H35ZM35 94H34L33 96H35ZM94 94H95V93H94ZM109 94H108V95H109ZM120 94H116V95L114 94L115 96H113L112 93H111V96L109 97L110 99L107 98L108 101L111 100V102H109V104L111 103V105H112V103L114 104V103L117 102V104H118V103L122 102V98L120 99V98L118 97V95H120ZM124 94H125L124 96H126V93H124ZM155 94H156V93H155ZM219 94H222V93H219ZM12 95H13V94H12ZM14 95H16V94H14ZM14 95H13V97H14ZM42 95H43V96H42ZM106 95H107V94H106ZM108 95L105 96V97H108ZM127 95H128V93H127ZM5 96H7V95H5ZM5 96H4V97H5ZM92 96H93V94H92ZM92 96L90 95V98H91ZM120 96H123V95H120ZM176 96L178 97V95H175V97H176ZM221 96H222V95H221ZM0 97H1V99L4 98V97H2L1 95H0ZM13 97H12V98H13ZM29 97H30V99H29ZM105 97H103V99H104ZM129 97H131V96H129ZM223 97H224V96H222L221 99H222ZM9 98L12 99L11 96L7 97V99H9ZM126 98H127V97H126ZM126 98H124V99H126ZM148 98H149V96H148ZM150 98H151V97H150ZM188 98H189V97H188ZM257 98L259 99L260 96L257 97ZM86 99H89V95L87 96V98L85 97L84 100H86ZM103 99H102V100H103ZM107 99H106V100L104 99V101L107 102ZM118 99L121 100V101H119ZM139 99H140V97H139ZM143 99H145V98H143ZM189 99H190V98H189ZM260 99H263V98H260ZM4 100H5V99H4ZM53 100H55V101H53ZM89 100H91V99H89ZM99 100H100V98H99ZM179 100H180V99H179ZM1 101H2V100H1ZM1 101H0V102H1ZM6 101H7V100H6ZM6 101H5V102H6ZM52 101H53V102H52ZM87 101H88V100H87ZM128 101H130V100H128ZM211 101H212V103H213V100H211ZM3 102H4V101H3ZM3 102L1 103L2 105H4ZM35 102H36V101H35ZM41 102H40V103H41ZM54 102H55V103H54ZM79 102H78V103H79ZM93 102H94V101H93ZM130 102H131V101H130ZM148 102H149V101H148ZM174 102H176V101H174ZM205 102H208V101H205ZM205 102H201V103L204 104ZM8 103H10V100H8ZM42 103H41V104H42ZM132 103H133V102H131V104H132ZM134 103H135V102H134ZM1 104H0V105H1ZM86 104H87V102H86ZM94 104H95V102H94ZM127 104L131 105V104L128 103V102H127ZM135 104H137V103H135ZM144 104H145V103H144ZM144 104H143V105H144ZM2 105H1V106H2ZM7 105H8V104H7ZM13 105H12V106H13ZM30 105H32V106L30 107ZM36 105H37V106L39 105L38 102H37ZM76 105H77V106H76ZM96 105H97V104H96ZM129 105H126V107L128 108ZM161 105H162V104H161ZM260 105H261V104H260ZM260 105H259V106H260ZM5 106H6V105H5ZM5 106H4V108H5ZM14 106H13V107H14ZM34 106H35V105H34ZM34 106H33V107H34ZM39 106H40V105H39ZM54 106H55V107H54ZM85 106H87V105H84V107H85ZM89 106H90V104H89ZM91 106H92V105H91ZM114 106H115V105H114ZM141 106H142V104H141ZM164 106H165V105H164ZM164 106H163V107H164ZM207 106H208V105H207ZM7 107H8V106H7ZM7 107H6V108H7ZM33 107H32V108H33ZM53 107H54V108H53ZM80 107H81V106H80ZM93 107H94V106H93ZM105 107H106V106H105ZM110 107H111V106H110ZM137 107H140V106H137ZM142 107H143V106H142ZM159 107H161V106H159ZM167 107H169V105H168V106H165V108H167ZM209 107H210V106H209ZM253 107H254V106H253ZM261 107H262V106H261ZM9 108H10V107H9ZM35 108H36V106H35ZM52 108H53L54 110H53ZM56 108H57L58 110L62 111V112L59 113L58 111H56ZM70 108H69V109H70ZM91 108H92V107H91ZM165 108H164V109H165ZM215 108H216V107H215ZM250 108H251V107H250ZM2 109H3V108H2ZM13 109H12V107H11V109H9V110L7 109V110L10 111V110H13ZM39 109L41 110L42 108H39ZM69 109H68V107H67V110H68V111H69ZM79 109H80V108H79ZM92 109H93V108H92ZM105 109H106V108H105ZM107 109H108V107H107ZM125 109H126V108H125ZM159 109H160V108H159ZM203 109H204V108H203ZM5 110H6V109H4L3 112H7V111H5ZM67 110H66L65 114L67 113ZM80 110H81V109H80ZM85 110H86V109H85ZM85 110H84V111H85ZM126 110H127V109H126ZM177 110H179V108H178ZM30 111H32V112L30 113ZM34 111H35V110H34ZM41 111H42V110H41ZM41 111H39V112L41 113ZM50 111H49V113H50ZM70 111H72V109H71ZM136 111H137V109L135 110V112H136ZM138 111H139V110H138ZM235 111H236V110H235ZM237 111H238V110H237ZM240 111H241V110H240ZM3 112H2V114H1V112H0L1 116L3 115ZM10 112H11V111H10ZM10 112H8V113H10ZM13 112H14V111H13ZM15 112H16V111H15ZM36 112H37V111H35V112H33V113L36 114ZM39 112H38V113H39ZM55 112H53L52 114H54ZM64 112H63V113H64ZM73 112H74V111H73ZM95 112H98V111H95ZM95 112H94V113H95ZM127 112L129 113L128 115H130V116H133V114H134V110H129V111H127ZM161 112H163V111H161ZM161 112H157V113H161ZM164 112H165V111H164ZM204 112H205V111H204ZM260 112H261V111H260ZM8 113H7V114H8ZM18 113H19L20 115H19ZM27 113H28V115H26ZM33 113H32V114H33ZM38 113H37V114H38ZM43 113H42V114H43ZM47 113H48V112H46V114H47ZM49 113H48V114H49ZM68 113H69V112H68ZM70 113H71V112H70ZM70 113H69V115H70ZM75 113H76V112H75ZM136 113H137V112H136ZM153 113H154V112H153ZM177 113H179V112H177ZM177 113H173V112H172L170 115H166V116L164 115V116L168 119L167 122H168L170 125H173V126H175V125H176V126L179 125V127L177 126L178 128H180V126L182 125L183 127H181V128L184 129V131H185V135L187 136V138H190V139H192V140H194V141H197V143H201V145H202V143L206 141L205 138H206V136H207V134H208L207 132H205V128H206V127H204V126H200V125H199V122H200V121H203V120H200V121L198 120L199 122H195L194 119H193L192 121H194V122H192V121L190 122V121H189V123H188V122L184 119V116H181V115H180L181 112H180V114H177ZM182 113H183V112H182ZM184 113H185V112H184ZM251 113H252V112H251ZM5 114H6V113H5ZM7 114H6V115H7ZM16 114H17L18 117L15 116ZM34 114H33V115H34ZM37 114H36V115H37ZM46 114H45V115H46ZM50 114H51V113H50ZM50 114H49V116H50ZM60 114H61L62 116H60ZM80 114H81V113H80ZM112 114H113V113H112ZM138 114H139V113H138ZM165 114H166V113H165ZM6 115H4V116H6ZM40 115H41V114H40ZM78 115H79V114H78ZM95 115H96V113H95ZM117 115H118V114H117ZM128 115H127V116H128ZM139 115H140V114H139ZM142 115H143V114H142ZM150 115H151V114H150ZM158 115H159V114H157V117H158ZM186 115H187V114H186ZM202 115H203V114H202ZM1 116H0V117H1ZM4 116H3V117H4ZM13 116H14V117H13ZM27 116H28V117H27ZM30 116H31V115H30ZM34 116H35V115H34ZM42 116H43V115H41V119L44 118V116H43V117H42ZM49 116H48V117H49ZM58 116H57V117H58ZM67 116H68V114H67ZM97 116H98V115H97ZM125 116H126V115H125ZM153 116H154V114H153ZM189 116H190V115H189ZM189 116H186V117H189ZM54 117H56L55 114H54ZM113 117H114V116H113ZM113 117H112V118H113ZM133 117H134V116H133ZM146 117H147V116H146ZM225 117H226V116H225ZM248 117H249V116H248ZM1 118H2V117H1ZM10 118H9V119H10ZM25 118H26V120H25ZM30 118H31V117H30ZM34 118H35V117H34ZM38 118H39V117H38ZM65 118H66L67 120H66ZM114 118H116V117H114ZM137 118H138V117H137ZM149 118H150V116H149ZM149 118H147V119H148L149 121H151L152 119H149ZM161 118H164V117L161 116ZM203 118H204V116H203ZM219 118H220V117H219ZM239 118H240V117H239ZM6 119L9 120L8 118H6ZM41 119H40V120H41ZM55 119H56V118H55ZM64 119H65V120H64ZM121 119H122V118H121ZM121 119H120V120H121ZM133 119H134V118H133ZM145 119H146V118H145ZM191 119H192V117H191L189 120H191ZM199 119H200V118H199ZM263 119H264V118H263ZM13 120H14V119H12L11 121L13 122ZM30 120H31V119H30ZM30 120H29V121H30ZM47 120H48V119H47ZM53 120H54V119H53ZM57 120H58V118H57ZM122 120H123V119H122ZM136 120H137V119H136ZM250 120H251V119H250ZM256 120H257V119H256ZM1 121H2V120H1ZM3 121H4V120H3ZM9 121H10V120H9ZM38 121H39V119H38ZM59 121H58V122H59ZM82 121H83V120H82ZM84 121H85V120H84ZM132 121H133V120H132ZM153 121H154V119H153ZM254 121H255V120H254ZM6 122H7V121H5V123H6ZM30 122H31V121H30ZM45 122H46V121H45ZM52 122H53V121H52ZM147 122H148V121H147ZM215 122H216V119H215ZM5 123H4V124H5ZM28 123H29V122H27V125H28ZM32 123H33V122H32ZM37 123H38V122H37ZM80 123H81V122H80ZM84 123H85V122H84ZM136 123H137V122H136ZM152 123H153V122H152ZM152 123H151V124H152ZM212 123H213V122H211L210 124L212 125ZM7 124H8V122H7ZM11 124H13V123H11ZM17 124H16V125H17ZM30 124H31V123H30ZM48 124H50V121H49ZM145 124H146V123H145ZM149 124H150V122H149L147 125H149ZM207 124H208V123H207ZM216 124H218V123H216ZM8 125H10V124H8ZM8 125H6V126L4 125V127H7ZM18 125H17V126H18ZM27 125H26V126H27ZM43 125H45L44 122H43ZM46 125H47V124H46ZM153 125H154V124H153ZM155 125H156V124H155ZM231 125H232V124H231ZM10 126H11V125H10ZM30 126L32 127V125H30ZM34 126H35V125H34ZM36 126H37V125H36ZM207 126H208V125H207ZM216 126H217V125H216ZM229 126H230V125H229ZM253 126H254V125H253ZM0 127H1V126H0ZM2 127H3V126H2ZM4 127H3V128H4ZM11 127H13V126H11ZM11 127H10V128H11ZM20 127H22V128H20ZM37 127L40 128L41 126H37ZM45 127H46V126H45ZM47 127H48V126H47ZM122 127H123V126H122ZM208 127H209V126H208ZM208 127H207V129H208ZM3 128H2V129H3ZM8 128H9V126H8ZM42 128H43V127H42ZM55 128H56V127H55ZM140 128H141V127H140ZM171 128H172V127H171ZM211 128H213V130H214V127H210V129H211ZM4 129H5V128H4ZM12 129H13V128H12ZM12 129H10V130H12ZM14 129H15V128H14ZM28 129H29V128H28ZM35 129L37 130V128H35ZM40 129H41V128H40ZM40 129H39V131H40ZM51 129H52V128H51ZM61 129H62V130H61ZM106 129H107V128H106ZM124 129H125V128H124ZM207 129H206V130H207ZM210 129H209V130H210ZM32 130H33V129H32ZM160 130H161V129H160ZM170 130H171V129H170ZM249 130H250V129H249ZM6 131H7V130H5V132H4V130H1L0 135H1L2 133H5V134H6ZM16 131H17V129H16ZM16 131H15V132H16ZM29 131H30L29 133H32L31 130H29ZM33 131L36 132L35 130H33ZM37 131H38V130H37ZM45 131H47V130H45ZM97 131H98V130H97ZM103 131H105V130H103ZM163 131H164V130H163ZM13 132H14V131H13ZM13 132L11 131L9 134H11V133H13ZM18 132H17V133H18ZM27 132H28V131H27ZM27 132H26V133H27ZM47 132H48V131H47ZM55 132H56V131H55ZM161 132H162V131H161ZM241 132H242V131H241ZM64 133H63V134H64ZM96 133H97V132H96ZM131 133H132V132H131ZM144 133H145V132H144ZM5 134H4V135H5ZM7 134H8V133H7ZM7 134H6V135H7ZM13 134H14V139H16V138H15V135H17V134H16V133H13ZM21 134H22V133H21ZM24 134H25V133H24ZM27 134H28V133H27ZM39 134H40V133H39ZM98 134H99V132H98ZM98 134H97V136H98ZM121 134H122V132H121ZM171 134H172V133H171ZM257 134H258V132H257ZM2 135H3V134H2ZM2 135H1V136H2ZM4 135H3V136H4ZM22 135H23V134H22ZM31 135H32V134H31ZM35 135H36V134H35ZM37 135H38V134H37ZM65 135H66V134H65ZM128 135H129V134H128ZM152 135H154V134H152ZM163 135H164V134H163ZM1 136H0V137H1ZM108 136H109V135H108ZM235 136H236V135H235ZM8 137H9V136H8ZM11 137H12V139L10 140L9 143L14 142V141H12V140H13V135H11ZM16 137H19V136H16ZM20 137H21V136H20ZM24 137H25V136H24ZM34 137H35V136H34ZM34 137H32V138H34ZM87 137H88V136H87ZM110 137L113 138L112 136H110ZM2 138H4V137H2ZM28 138H29V137H28ZM51 138H52V137H51ZM81 138H82V139H87V138H85V137H84V138L81 137ZM106 138H107V137H106ZM151 138H152V136H151ZM151 138H149V139H151ZM157 138H158V137H157ZM165 138H166V137H165ZM0 139H1V138H0ZM17 139H18V138H17ZM24 139H26V138H24ZM146 139H147V138H146ZM166 139H167V138H166ZM204 139H205V140H204ZM207 139H208V137H207ZM34 140H35V139H34ZM59 140H60V139H59ZM78 140H79V139H78ZM108 140H109V139H108ZM7 141H8V140H7ZM16 141H17V140H15V143H16ZM24 141H26V140H24ZM28 141H30V140H28ZM56 141H58V140H56ZM61 141H62V140H61ZM79 141H80V140H79ZM81 141H82V140H81ZM163 141H164V140H163ZM209 141H210V140H209ZM209 141H207V142H209ZM211 141H212V140H211ZM5 142H6V141H5ZM17 142H19V141H17ZM49 142H51V141H49ZM49 142H48V144H49ZM58 142H59V141H58ZM58 142H55V143H58ZM86 142H87V141H86ZM104 142H106V141H104ZM124 142H125V140H124ZM127 142H128V141H127ZM258 142H259V141H258ZM2 143H3V142H2ZM34 143H35V141L33 142V144H34ZM43 143H45V142H43ZM43 143H42V144H43ZM51 143H52V142H51ZM70 143H71V142H70ZM70 143H69V144H70ZM77 143H78V142H77ZM77 143H76V144H77ZM209 143H210V142H209ZM209 143H206V144H209ZM31 144H32V143H31ZM48 144H47V146H48ZM52 144H53V143H52ZM259 144H260V143H259ZM6 145H7V144H6ZM8 145H11V144H8ZM8 145H7V149L9 150V148H8L9 146H8ZM13 145H14V143H13ZM45 145H46V144H45ZM53 145H54V144H53ZM55 145H56V144H55ZM58 145H59V144H58ZM58 145H56V146H58ZM65 145H66V144H65ZM81 145H82V143H80V145H79L80 148H81L82 146H85V145H82V146H81ZM111 145H112V144H111ZM203 145H204V144H203ZM211 145H212V144H211ZM18 146H19V145H18ZM32 146H33V145H32ZM37 146H38V145H37ZM39 146H40V144H39ZM39 146H38V147H39ZM50 146H51V145H50ZM69 146H72V145H69ZM73 146H74V145H73ZM112 146H113V145H112ZM112 146H111V147H112ZM115 146H116V145H115ZM151 146H152V145H151ZM151 146H150V147H151ZM205 146H206V147H205ZM205 146H202L201 148H197V149H198V150H201V151H204V152H207V151H208V147H210V145H209V146L205 145ZM2 147H3V146H2ZM16 147H17V146H16ZM34 147H35V146H34ZM38 147H37V148H38ZM40 147H41V146H40ZM53 147H54V146H53ZM61 147H62V146H61ZM105 147H106V146H105ZM108 147H109V146H108ZM121 147H123V146H121ZM144 147H145V145H144ZM150 147L148 146V148H150ZM155 147H156V146H155ZM155 147H152V150H153V148H155ZM0 148H1V147H0ZM31 148H32V147H31ZM44 148H45V147H44ZM48 148H49V147H46V152H50V151H51V150H48V151H47ZM86 148H87V147H86ZM109 148H110V147H109ZM109 148H108V149H109ZM142 148H143V147H142ZM142 148H141V149H142ZM157 148H158V147H157ZM157 148H156V149H157ZM178 148H179V147H178ZM185 148H186V146H185ZM7 149H6L5 151H8ZM40 149H41V148H40ZM51 149H52V148H51ZM67 149H68V148H67ZM113 149H114V147H113ZM145 149L147 150V147H145ZM245 149H247V148H245ZM248 149H249V148H248ZM254 149H255V148H254ZM3 150H4V149H3ZM18 150H19V149H18ZM97 150H98V149H97ZM117 150H118V148H117ZM171 150H172V149H171ZM171 150H170V152H171ZM173 150H174V149H173ZM190 150H191V149H190ZM251 150H252V149H251ZM262 150H263V149H262ZM9 151H16V150H14V149L11 150V149H10ZM39 151H40V150H39ZM42 151H43V150H42ZM71 151H73V150H71ZM78 151H79V150H78ZM110 151H111V149H110ZM110 151H109V152H110ZM142 151H144V150L142 149ZM142 151H141V152H142ZM179 151H180V150H179ZM235 151H236V150H234V152H235ZM0 152H2L1 149H0ZM21 152H22V151H21ZM30 152H31V150H30ZM32 152H33V151H32ZM40 152H41V151H40ZM75 152H76V151H75ZM91 152H92V151H91ZM116 152H118V151H116ZM138 152H139V151H138ZM144 152H146V151H144ZM144 152H143V155L146 156V154H144ZM11 153H13V152H11ZM54 153H55V152H54ZM68 153H69V152H68ZM110 153H111V152H110ZM113 153H114V152H113ZM124 153H125V152H124ZM136 153H137V152H136ZM148 153H149V152H148ZM148 153H147V154H148ZM168 153H169V152H168ZM4 154H6V153H4ZM4 154H3V155H4ZM9 154H10V153H9ZM32 154H33V153H32ZM52 154H53V153H52ZM63 154H64V153H63ZM66 154H67V153H66ZM69 154H70V153H69ZM114 154H115V153H114ZM134 154H135V153H134ZM153 154H155V153H153ZM153 154H151V156H154ZM163 154H164V153L162 152L161 155H163ZM166 154H167V152H166ZM172 154H173V153H172ZM232 154H233V153H232ZM3 155H2V156H3ZM26 155H27V154H26ZM64 155H65V154H64ZM75 155H76V154H75ZM75 155H74V156H75ZM87 155H88V153H87ZM93 155H94V154H93ZM95 155H96V154H95ZM125 155H126V154H125ZM164 155H165V154H164ZM2 156H1V157H2ZM9 156H10V155H9ZM9 156H8V157H9ZM11 156H12V155H11ZM20 156H21V154H20ZM41 156H42V155H41ZM53 156H54V155H53ZM59 156H60V155H59ZM80 156H81V155H80ZM116 156H117V155H116ZM116 156H115V157H116ZM119 156H120V154H119L117 157H119ZM147 156H148V155H147ZM149 156H150V155H149ZM173 156H174V154H173ZM203 156H204V154H203ZM258 156H259V155H258ZM4 157H5V156H4ZM6 157H7V156H6ZM13 157H14V156H13ZM76 157H77V156H76ZM89 157H90V156H89ZM117 157H116L115 161L118 162L119 160H117ZM142 157H144V156H142ZM166 157H167V156H166ZM208 157H209V156H208ZM262 157H263V155H262ZM262 157H261V158H262ZM11 158H12V157H11ZM17 158H18V157H17ZM60 158H61V157H60ZM81 158H82V157H81ZM97 158H98V157H97ZM97 158H96V159H97ZM147 158H148V157H147ZM151 158H152V157H151ZM178 158H179V157H178ZM254 158H256V156H255ZM6 159H8V158H6ZM26 159H27V158H26ZM50 159H51V157H50ZM71 159H72V157H71L69 160L71 161ZM9 160H10V159H9ZM65 160H66V159H65ZM73 160H74V159H73ZM76 160H77V159H75V161H76ZM82 160H83V159H82ZM91 160H92V159H91ZM100 160H101V159H100ZM163 160H164V159H163ZM189 160H190V159H189ZM32 161H33V160H32ZM80 161H81V160H80ZM89 161H90V160H89ZM161 161H162V160H161ZM227 161H228V160H227ZM9 162H10V166H11V163H12L13 161H9ZM17 162H18V161H15V164H16ZM37 162H38V161H37ZM60 162H61V160H60ZM71 162H72V161H71ZM108 162H109V161L107 160V163H108ZM110 162H112V161H110ZM122 162H123V161H122ZM182 162H183V161H182ZM182 162H181V163H182ZM184 162H185V161H184ZM231 162H232V161H231ZM69 163H70V162H69ZM100 163H101V161H100ZM132 163H133V162H132ZM145 163H146V162H145ZM57 164H58V163H57ZM59 164H61V163H59ZM70 164H71V163H70ZM75 164H76V163H75ZM78 164H79V163H78ZM92 164H93V163H92ZM96 164H97V163H96ZM117 164H118V163H116V165H115L116 167L118 166ZM119 164H120V162H119ZM173 164H174V163H173ZM179 164H180V163H179ZM223 164H224V163H223ZM223 164H222V165H223ZM46 165H47V164H46ZM131 165H132V164H131ZM134 165H135V164H134ZM138 165H139V164H138ZM171 165H172V164H171ZM231 165H232V164H231ZM1 166H2V165H1ZM24 166H25V164H24ZM44 166H45V165H44ZM55 166H56V165H55ZM58 166H59V165H58ZM75 166H76V165H75ZM77 166H78V165H77ZM85 166H86V165H85ZM87 166H88V165H87ZM87 166H86V167H87ZM98 166H99V165H98ZM115 166H113V167H115ZM124 166H125V165H124ZM127 166H128V165H127ZM127 166H126V167H127ZM139 166H140V165H139ZM155 166H156V165H155ZM19 167H20V165H19ZM45 167H47V166H45ZM78 167H79V166H78ZM86 167H85V168H86ZM88 167L90 168V166H88ZM99 167H100V166H99ZM120 167H121V166H120ZM120 167H117V168H120ZM128 167H129V166H128ZM131 167H132V166H131ZM134 167H135V166H134ZM231 167H232V166H231ZM3 168H4V167H3ZM5 168H6V167H5ZM20 168H21V167H20ZM20 168H19V169H20ZM60 168H61V167H60ZM60 168H59V169H60ZM138 168H139V167H138ZM163 168H164V167H163ZM226 168H227V167H226ZM229 168H230V167H229ZM53 169H54V168H53ZM53 169H52V170H53ZM57 169H58V168H57ZM74 169H75V167H74ZM127 169H128V168H127ZM14 170H15V169H14ZM14 170H13V171H14ZM40 170H41V169H40ZM60 170H61V169H60ZM118 170H119V169H118ZM1 171H2V170H1ZM53 171H54V170H53ZM58 171H59V170H58ZM70 171H71V170H70ZM114 171H115V170H114ZM116 171H117V170H116ZM236 171H237V170H236ZM15 172H16V171H15ZM55 172H56V170H55ZM61 172H62V171H61ZM232 172H233V171H232ZM64 173H65V172H64ZM108 173H109V172H108ZM110 173H111V172H110ZM189 173H190V172H189ZM25 174H26V173H25ZM25 174H24V175H25ZM224 174H225V176L227 177V179H228L229 181H231L232 184H234V183H233V182H234V180H233V176H231V171H230V170H225ZM224 174H223V175H224ZM2 175L4 176L5 174L2 173ZM2 175H1V176H2ZM8 175H9V174H8ZM19 175H20V174H19ZM24 175H23V176H24ZM27 175H29V174H27ZM91 175H92V174H91ZM119 175H120V174H119ZM121 175H122V173H121ZM125 175H126V174H125ZM193 175H194V174H193ZM193 175H192V176H193ZM21 176H22V175H21ZM253 176H254V175H253ZM6 177H7V176H6ZM8 177H9V176H8ZM24 177H25V176H24ZM28 177H29V176H28ZM45 177H46V176H45ZM220 177H221V176H220ZM254 177L256 178V174H255ZM14 178H15V177H13V179H14ZM21 178H22V177H21ZM70 178H72V176H71ZM15 179H17V178H15ZM15 179H14V180H15ZM44 179H45V178H44ZM95 179H96V178H95ZM123 179H124V178H123ZM126 179H127V178H126ZM156 179H157V178H156ZM183 179H184V178H183ZM205 179H206V178H205ZM220 179H221V178H220ZM261 179H262V177H261ZM14 180H13V181H14ZM21 180H22V179H21ZM25 180H26V179H25ZM106 180H107V179H106ZM3 181H4V184H3L2 181H0V184H1V183L3 184V186L1 185L0 192H2V193H6L4 187L7 186V185L9 184V182H8V179H3ZM9 181H10V180H9ZM95 181H96V180H95ZM177 181H178V180H177ZM220 181H221V180H220ZM220 181H219V182H220ZM26 182H27V181H26ZM111 182H112V181H111ZM193 182H195L194 185H193ZM201 182H202V181H199V180L195 179V180L192 181V182L189 181V182L183 184V185H184V188L187 189V192H188L187 195H190V197H189L190 199H188V202H189V200H193V201H195V202L198 201V203L200 204L199 201H200L201 195L199 194V190H198V188L201 186V185H200ZM11 183H12V182H11ZM27 183H28V182H27ZM156 183H157V182H156ZM259 183H260V185H261V182H259ZM6 184H7V185H6ZM94 184H95V183H94ZM98 184H99V183H98ZM109 184H110V183H109ZM29 185H30V184H29ZM45 185H47V184H45ZM52 185H53V184H52ZM192 185H193V188H192ZM202 185H203V183H202ZM205 185H206V184H205ZM205 185L203 186L204 188H205ZM227 185H228V184H227ZM227 185H226V186L224 185L225 187H223V188H226ZM8 186H9V185H8ZM8 186H7V187H8ZM10 186H11V184H10ZM99 186H100V184H99ZM155 186H156V185H155ZM190 186H191L192 189L190 188V190H189V187H190ZM208 186L211 187L210 184H209ZM11 187H12V186H11ZM24 187H25V186H24ZM24 187H23V188H24ZM34 187H35V186H34ZM50 187H52V186L50 185ZM203 187H200V188H199L200 191H202V188H203ZM259 187H260V186H259ZM5 188H6V187H5ZM8 188H9V187H8ZM26 188H27V187H26ZM30 188H31V187H30ZM51 189H52V188H51ZM6 190H8V189L6 188ZM10 190H12V188L9 189V191H10ZM13 190H15V189H13ZM13 190H12V191H13ZM47 190H48V189H47ZM110 190H111V189H110ZM112 190H113V189H112ZM203 190H204V189H203ZM256 190H258V188H257ZM15 191H16V190H15ZM26 191H27V190H26ZM176 191H177V190H176ZM176 191H175V192H176ZM10 192H11V191H10ZM18 192H20V191H18ZM202 192H203V191H202ZM208 192H209V191H208ZM102 193H103V192H102ZM105 193H106V192H105ZM105 193H104V194H105ZM209 193H210V192H209ZM6 194H8V193H6ZM17 194H18V193H16V195H17ZM25 194H27V192H25ZM25 194H24V193L21 194L22 196L19 195V194H18V195L21 196L20 198H23V195H25ZM179 194H180V193H179ZM205 194H206V192H205ZM223 194H224V193H223ZM248 194H249V193H248ZM9 195H10V193H9ZM28 195H29V194H28ZM174 195H175V194H174ZM177 195H178V194H177ZM184 195H185V194H184ZM235 195H236V194H235ZM249 195H250V194H249ZM3 196H4V197H7V195L5 196V194H4ZM13 196H14V194H13ZM117 196H118V195H117ZM121 196H122V195H121ZM180 196H181V195H180ZM212 196H214V195H212ZM27 197H28V196H27ZM161 197H162V196H161ZM204 197H205V196H204ZM208 197H209V195H208ZM210 197H211V196H210ZM247 197H248V196H247ZM24 198H25V196H24ZM169 198H170V197H169ZM177 198H179V196H178ZM215 198H217V197H215ZM224 198H225V197H224ZM224 198H223V199H224ZM10 199H11V198H10ZM179 199H180V198H179ZM202 199H203V198H202ZM208 199H209V198H208ZM210 199H211V198H210ZM223 199H222V200H223ZM247 199H248V198H247ZM167 200H168V199H167ZM4 201H5V200H4ZM14 201H15V200H14ZM18 201H19V199H18ZM25 201H26V200H25ZM142 201H143V200H142ZM215 201H216V200H215ZM179 202H180V201H179ZM195 202H194V203H195ZM202 202H203V200H202ZM202 202H201V203H202ZM15 203H16V202H15ZM138 203H139V202H138ZM194 203H191V204H193V206H194L193 208L197 207V206L194 205ZM213 203H214V202H213ZM4 204H5V203H4ZM183 204H184V203H183ZM0 205H1V203H0ZM42 205H43V204H42ZM42 205H41V206H42ZM44 205H45V204H44ZM148 205H149V204H148ZM148 205H147V206H148ZM188 205H189V204H188ZM200 205H201V204H200ZM205 205H206V204H205ZM218 205H219V204H218ZM4 206H5V205H4ZM92 206H93V205H92ZM147 206H146V207H147ZM155 206H156V205H155ZM220 206H221V205H220ZM220 206H218V207L220 208ZM1 207L3 208V205H1ZM14 207H15V205H14ZM14 207H13V208H14ZM149 207H150V206H149ZM152 207H153V205H152ZM152 207H151V208H152ZM203 207H204V206H203ZM214 207H216V206H214ZM223 207H225V206H223ZM92 208H93V207H92ZM155 208H156V207H155ZM193 208H192V209H193ZM198 208H199V207H198ZM198 208H196V209L199 210ZM208 208H209V207H208ZM219 208H217V209H219ZM71 209H72V208H71ZM147 209H148V207H147ZM157 209H158V208H157ZM206 209H207V207H206ZM212 209H214V208H212ZM226 209H227V208H226ZM234 209H235V208H234ZM2 210H3V209H2ZM2 210L0 209V215H1ZM12 210H13V209H12ZM14 210H15V208H14ZM14 210H13V211H14ZM120 210H121V209H120ZM193 210H194V209H193ZM193 210H191V211L189 210V211H190V212H189L190 216H189V219H188V220H187V218H188L187 216H185V217L182 219V220H183V221H182L183 224H180V225L178 224L179 226L177 225V226H178L177 228H176V226H175V228H174V227H173V228L170 227V232H171V233L173 232V235H175V237L172 235V236H173V240H174V238H175V240H177L178 237H180V236H178L179 233H178V235L176 234V231H177L176 229H179V230H180V228H183V227H181L182 225L186 227V230H185V228H184L185 232H186V231L188 232V233H186L187 236L184 234L185 237L182 239V240H184V241L186 240V242H187V240H188V241H191V239H192L191 236H192V234H194V233H193V230H192L193 228H195V229L198 230L199 232H202V230H201V226H202V225L199 224V223H201V222H199V220H198L199 217H197L196 215L193 216V212L195 211V210H194V211H193ZM197 210H196V211H197ZM256 210H257V209H256ZM3 211H5V209H4ZM13 211H12V212H13ZM29 211H30V210H29ZM45 211H46V210H45ZM48 211H49V210H48ZM74 211H75V210H74ZM74 211H73V212H74ZM121 211H122V210H121ZM130 211H131V210H130ZM196 211H195L194 213H196ZM201 211H202V208H201ZM209 211H210V210H209ZM212 211H213V210H211V212H212ZM222 211H223V210H222ZM14 212H15V211H14ZM46 212H47V211H46ZM6 213H7V212H6ZM74 213H75V212H74ZM175 213H176V212H175ZM201 213H202V212H201ZM201 213H200V214H201ZM230 213H231V212H230ZM2 214H4V212H3ZM10 214H11V212H10ZM47 214H48V212H47ZM70 214H71V213H70ZM183 214H185V213H183ZM4 215H5V214H4ZM39 215H40V217H41V214H39ZM74 215H75V214H74ZM83 215H84V213H83ZM198 215H199V214H198ZM1 216H2V215H1ZM11 216H13V213H12ZM14 216H15V217L17 216L16 213H15ZM114 216H115V215H113V217H114ZM136 216H137V215H136ZM164 216H165V215H164ZM178 216H179V215H178ZM203 216H204V214H203ZM203 216H202V217H203ZM210 216H211V214L209 215V217H210ZM213 216H214V215H213ZM219 216H220V215H219ZM219 216L217 215V219H220ZM236 216H237V215H236ZM2 217H4V216H2ZM15 217H14V218H15ZM37 217H38V216H37ZM200 217H201V216H200ZM205 217H206V216H205ZM211 217H212V216H211ZM214 217H215V216H214ZM229 217H230V215H229ZM10 218H11V217H10ZM17 218H19V217H17ZM17 218H16V219H17ZM29 218H30V217H29ZM31 218H33V217H31ZM115 218H116V217H115ZM135 218H136V217H135ZM146 218H148V217H146ZM212 218H213V217H212ZM234 218H235V216H234ZM20 219H21V218H20ZM20 219H18V220H20ZM44 219H45V218H44ZM44 219H43V220H44ZM47 219H48V218H47ZM214 219H215V218H214ZM214 219H213V220H214ZM231 219H232V218H231ZM0 220H2V218H1ZM35 220H37V219H35ZM196 220H197V221H196ZM221 220H222V219H221ZM236 220H239V219H236ZM254 220H255V219H254ZM40 221H41V219H40ZM50 221H51V220H50ZM85 221H87L86 218H85ZM129 221H130V220H129ZM157 221H159V220H157ZM219 221H220V220H219ZM60 222H61V221H60ZM127 222H128V221H127ZM173 222H174V221H173ZM173 222H172V224H174ZM64 223H65V222H64ZM76 223H77V221H76ZM87 223H88V222H87ZM150 223H151V222H150ZM175 223H177V222H175ZM202 223L204 224L203 221H202ZM202 223H201V224H202ZM217 223H218V222H217ZM220 223L222 224L223 222H220ZM244 223H245V222H244ZM1 224H2V222H1ZM1 224H0V225H1ZM20 224H21V223H20ZM25 224H26V223H25ZM46 224H47V223H46ZM46 224H45V222H42V221L39 222V223H36V222H35V223L33 224L34 227H35L36 229H39V235H38V238H37V234L33 231V230H36V229H33L32 231H29L28 233H27V232H18L20 229L24 230V228H25V230H26L27 227H21V228H19V229L16 228V229H18V230H14V231H13V233H15V234H13V235L11 236V240H10L9 243H11V244L14 245V246L12 245L14 248L12 249V253H11V254H12V256H13L12 259H13V261H14L15 264L17 263V262H16V259H18V258H17V253H19V252H20V253H26V255H27V259H25V260L28 261V264H64V263H66V261H65V262L63 261L64 263H60L59 261H60L61 257H57V255H56L55 253L53 254V256H54V261H53V262H54V263L51 262V259H52V258L49 257V256H50V252L52 251L51 248H53V249H54V252H55V251L57 250V245H56V244H55V245L52 244V241H53V240H52V241L49 240V239H50V238H48L49 235L47 236V234H48V228H47V229L43 228V226H45ZM62 224H63V223H62ZM70 224H71V223H70ZM119 224H120V223H119ZM152 224H153V223H152ZM156 224H157V223H156ZM158 224H159V222H158ZM162 224H163V223H162ZM169 224H170V223H169ZM205 224H207V223L205 222ZM205 224H204V225H205ZM249 224H250V223H249ZM3 225H4V224H3ZM72 225H73V224H72ZM72 225H71V226H72ZM89 225H90V224H89ZM117 225H118V224H117ZM120 225H122V222H121ZM123 225H124V223H123ZM212 225H215V224H212ZM212 225H211L210 222H209V223L207 224L208 229L211 228ZM227 225H228V224H226V226H227ZM9 226H11V224H10ZM12 226H13V225H12ZM16 226H17V225H16ZM24 226H25V225H24ZM26 226H28V225H26ZM57 226H58V225H57ZM73 226H75V225H73ZM114 226H115V225H114ZM127 226H128V225H127ZM173 226H174V225H173ZM248 226H249V225H248ZM263 226H264V225H263ZM13 227H14V226H13ZM31 227H32V226H31ZM215 227H216V225H215ZM215 227H214V228H215ZM75 228H76V226H75ZM132 228H134V226L131 227L130 230H131ZM141 228H142V227H141ZM204 228H205V227H204ZM63 229H65V228H63ZM113 229H114V228H113ZM165 229H166V228H165ZM195 229H194V231H195ZM216 229H217V228H216ZM219 229H220V228H219ZM221 229H222V228H221ZM5 230H6V229H5ZM69 230H70V229H69ZM174 230H176V231L174 232ZM190 230H191L192 234L190 233L191 236H190V238H189V232H190ZM217 230H218V229H217ZM261 230H262V229H261ZM2 231H3V230H2ZM15 231H16V232H15ZM61 231H62V230H61ZM65 231H67V230L65 229L64 232L62 231V233H65ZM71 231H72V230H71ZM128 231H129V230H128ZM143 231H144V230H143ZM146 231H147V230H146ZM151 231H152V230H151ZM154 231H155V230H154ZM164 231H165V230H164ZM166 231H167V230H166ZM166 231H165V232H166ZM180 231H181V233H182L183 229L180 230ZM204 231H206V229H205ZM212 231H213V230H212ZM219 231H220V230H219ZM253 231H254V230H253ZM259 231H260V230H259ZM53 232H54V231H53ZM58 232H59V231H58ZM73 232H74V230H73ZM81 232H82V231H81ZM147 232H148V231H147ZM165 232H164V234L167 233V232H166V233H165ZM168 232H169V231H168ZM170 232H169V235H170ZM183 232H184V231H183ZM206 232H208V231H206ZM206 232H205V233H206ZM214 232H215V230H214ZM139 233H140V232H139ZM174 233H175V234H174ZM211 233H212L211 235L213 236V232H211ZM67 234H68V233H67ZM69 234L72 235V232H71V233L69 232ZM80 234H81V233H80ZM117 234H118V233H117ZM137 234H138V233H137ZM203 234H204V233H203ZM206 234H207V233H206ZM209 234H210V233H209ZM215 234H217V233H215ZM215 234H214V235H215ZM221 234H222V233H221ZM224 234H225V233H224ZM227 234H228V233H227ZM1 235H2V234H1ZM52 235H53V234H52ZM64 235H65V234H64ZM70 235H69V236H70ZM73 235H74V234H73ZM81 235H82V234H81ZM115 235H116V234H115ZM130 235H131V234H130ZM134 235H135V233H134ZM139 235H140V234H139ZM142 235H143V234H142ZM152 235H153V234H152ZM152 235H149V236H148L147 239H148L149 241H150L151 239H153V238H152ZM169 235H168V237H172V236H169ZM184 235H183V236H184ZM230 235H231V233H230ZM41 236L43 237L42 239H40ZM74 236H75V235H74ZM74 236H73V237H74ZM88 236H89V235H88ZM99 236H100V235H99ZM132 236H133V235H132ZM145 236H146V235H145ZM199 236H200V235H199ZM199 236H198V237H199ZM208 236H209V235H208ZM6 237H7V236H6ZM6 237H5V238H6ZM39 237H40V238H39ZM73 237H72V238H73ZM75 237H76V236H75ZM89 237L91 238L92 236H89ZM97 237H98V235H97ZM143 237H144V236H143ZM168 237H167V238H168ZM202 237H205V236L202 235ZM206 237H207V236H206ZM221 237H222V235H221ZM263 237H264V236H263ZM8 238H9V236H8ZM59 238H60V237H59ZM59 238H58V240H59ZM61 238H64V237H61ZM67 238H68V237H67ZM67 238L65 237V238H64V241H63V243H62V244H64V245H66V247H67V245H68V241H69V239L67 240ZM69 238H70V240L72 239L71 237H69ZM83 238H84V237H83ZM94 238H95V237H94ZM115 238H116V237H115ZM121 238H123V237H121ZM121 238H118V239H121ZM132 238H133V237H132ZM134 238H135V237H134ZM134 238H133V239H134ZM167 238H166V239H167ZM176 238H177V239H176ZM193 238H194V237H193ZM213 238H215V237H213ZM218 238H220V237H218ZM218 238H217V240H219ZM51 239H52V238H51ZM56 239H57V238H56ZM99 239H100V238H99ZM145 239H146V238H145ZM166 239H165V240H166ZM179 239H181V238H179ZM179 239H178L177 242L180 241ZM211 239H212V238H211ZM211 239H210V240H211ZM224 239H225V238H224ZM254 239H255V238H254ZM260 239H261V238H259V240H260ZM103 240H104V239H103ZM103 240H102V241L99 240L97 243H95L93 246H91V248H92V247L94 248L95 245L98 244V247H101V248H99L100 251L97 252L98 254H97V253H96V254L94 253L96 256L93 254V257H95V258H94V261H97V262H98L97 264H108V263L110 262V260L113 258L114 254H115V251H114L113 247H112L109 243H106L105 240H104V241H103ZM127 240H128V239H127ZM135 240H136V239H134L133 242H135ZM137 240H138V238H137ZM137 240H136V242H137ZM148 240H147V241H148ZM154 240H155V239H154ZM182 240H181V241H182ZM199 240H200V239H199ZM215 240H216V239H215ZM145 241H146V240H145ZM166 241H167V240H166ZM166 241H165V242H166ZM170 241H171V240H170ZM194 241H195V240H194ZM200 241H201V240H200ZM220 241H221V240H220ZM223 241H224V240H223ZM257 241H258V240H257ZM7 242H8V241H7ZM69 242H70V241H69ZM99 242H100V243H99ZM152 242H153V241H152ZM155 242H156V241H155ZM155 242H154V244H152V246H153V245H156ZM157 242H158V244H159V241H157ZM212 242H213V241H212ZM221 242H222V241H221ZM224 242H226V241H224ZM232 242H233V241H232ZM56 243H57V241H56ZM72 243H73V242H72ZM124 243L126 244L127 241H125ZM124 243H123V244H124ZM200 243H201V242H200ZM263 243H264V242H263ZM77 244H78V243H77ZM136 244H137V243H136ZM136 244H134V243L129 244L130 247H129L128 249H130V250H129L130 255H134V254H135L136 251H135L134 246H135ZM158 244H157V245H158ZM163 244H164V243H163ZM193 244H194V242H193ZM207 244H209V242H208ZM226 244H227V243H226ZM69 245H71V244L69 243ZM74 245H75V243H74ZM81 245H82V244H81ZM116 245H117V244H116ZM118 245H119L118 248H120V246H121V248H122V246H123V245H121V242H120ZM118 245H117V246H118ZM145 245H146V244H145ZM149 245H150V244H149ZM165 245H166V244H165ZM209 245H210V244H209ZM10 246H11V245H10ZM143 246H144V245H143ZM147 246H148V244H147ZM147 246H144L143 248H140V249H141V252H140V253H137V252H136V253L138 254L137 256H138L139 258L143 257V261H145V260L147 259L148 262H151V261H149V260H151L152 257L150 256V253H149V252H150V251L152 252L153 249H152V250H151V248L148 249V248H146ZM152 246H151V247H152ZM258 246L260 247L261 245H258ZM141 247H142V246H141ZM153 247H154V246H153ZM153 247H152V248H153ZM194 247H195V246H194ZM67 248H68V247H67ZM71 248H72V247H71ZM125 248H126V247H125ZM202 248H203V247H202ZM205 248H206V247H205V245H204V249H205ZM211 248H212V247H211ZM260 248H261V247H260ZM50 249H51V251H50ZM64 249H66V248H64ZM99 249H98V250H99ZM101 249H102V250H101ZM122 249L124 250V247H123ZM20 250H21V251H20ZM125 250H126V249H125ZM125 250H124V252H125ZM160 250H161V249H160ZM175 250H177V249H175ZM189 250H191V249H189ZM205 250H206V249H205ZM237 250H238V249H237ZM237 250H234V251L237 252ZM251 250H252V249H251ZM0 251H1V250H0ZM72 251H73V250H72ZM119 251H120V250H119ZM192 251H193V250H192ZM198 251H200L199 248H198ZM238 251H239V250H238ZM254 251H255V250H254ZM256 251H258V250H256ZM73 252H75V251H73ZM95 252H96V251H95ZM153 252H155V251H153ZM186 252H187V250H186ZM236 252H235V253H236ZM252 252H253V251H252ZM263 252H264V248H261V249L259 250V253H260V254H263ZM5 253H6V252H5ZM5 253H4V254H5ZM88 253H89V252H88ZM227 253H229L230 255H231V254H232V255L234 254V255L231 256V257H234V258L236 257L234 252L231 253V252H228V251H227L226 254H225V256L227 257L228 260L230 259V256L228 257V256H227ZM257 253H258V252H257ZM64 254H65V253H64ZM71 254H72V253H71ZM71 254H70V255H71ZM119 254H120V252H119ZM184 254H185V253H184ZM187 254H188V253H187ZM192 254H193V253H192ZM237 254H238V253H237ZM237 254H236V255H237ZM254 254H255V253H254ZM70 255H69V256H70ZM73 255H74V253H73ZM84 255H85V254H84ZM115 255H116V254H115ZM151 255L153 256V254H151ZM179 255H180V254H179ZM188 255H189V254H188ZM213 255H214V254H213ZM252 255H253V254H252ZM7 256H8V255H7ZM20 256H21V255H20ZM116 256H117V255H116ZM116 256H115V257H116ZM121 256H123V255H121ZM176 256H177V255H176ZM180 256H181V255H180ZM180 256H179V257H180ZM225 256H224V258H225ZM254 256H255V255H254ZM22 257H23V255H22ZM62 257H63V256H62ZM74 257H75V256H74ZM78 257H79V256H78ZM80 257H81V256H80ZM83 257H84V256H83ZM115 257H114V258H115ZM134 257H135V256H134ZM155 257H156V256H155ZM184 257H186V256H184ZM214 257H215V256H214ZM260 257H263V258H264V255H262V256L260 255ZM25 258H26V257H25ZM49 258H50V260H49ZM91 258H92V256H91ZM98 258H99V259H98ZM100 258H101V259H100ZM116 258H117V257H116ZM128 258H129V257H127V259H128ZM157 258H159V255H157ZM252 258H253V257H252ZM258 258H259V256H258ZM263 258H261V259H263ZM9 259H10V256H9ZM19 259H20V258H19ZM70 259L72 260V258H70ZM74 259H75V258H74ZM148 259H149V260H148ZM170 259H171V258H170ZM219 259H220V258H219ZM227 259H223V260H222L223 262H222V261L219 262V261L221 260V259H220L218 262H219L220 264H221V263L223 264V263L225 262L224 260H227ZM261 259L259 258V260H260L261 262H263ZM64 260H65V259H64ZM117 260H118V259H117ZM131 260H132V259H131ZM131 260H127L126 264L131 263V262H130ZM154 260H155V259H154ZM154 260H153V261H154ZM217 260H218V259H217ZM228 260H227V261H228ZM231 260H234V259L231 258ZM231 260H229V261H231ZM252 260H253V259H252ZM259 260H258V261H259ZM89 261H91V260H89ZM92 261H93V260H92ZM119 261H120V260H119ZM147 261L145 262V264L147 263ZM153 261H152V262H153ZM187 261H188V260H187ZM229 261H228V262H229ZM234 261H235V260H234ZM237 261H238V259H237ZM256 261H257V259H256ZM258 261H257V264L261 263L260 261H259V262H258ZM188 262H189V261H188ZM213 262H214V260H213ZM253 262H255V261L253 260ZM253 262H252V263H253ZM118 263H119V262H118ZM136 263H137V262H136ZM219 263H217V264H219ZM226 263H227V262H226ZM263 263H264V262H263ZM23 264H24V263H23ZM67 264H68V263H67ZM72 264H73V262H72ZM75 264H76V263H75ZM114 264H115V263H114ZM131 264H132V263H131ZM141 264H142V263H141ZM170 264H171V263H170ZM172 264H173V263H172ZM214 264H215V263H214ZM238 264H239V263H238ZM254 264H255V263H254Z\"/></svg>", "mask_w": 264, "mask_h": 264}, {"label": "snow or ice", "instance_id": "6c2138e0", "mask_svg": "<svg viewBox=\"0 0 264 264\" xmlns=\"http://www.w3.org/2000/svg\"><path fill=\"white\" fill-rule=\"evenodd\" d=\"M262 118H264V116H262ZM8 264H11V262H8Z\"/></svg>", "mask_w": 264, "mask_h": 264}]
</instances>
